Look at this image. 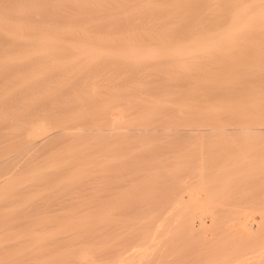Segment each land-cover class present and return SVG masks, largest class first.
I'll list each match as a JSON object with an SVG mask.
<instances>
[{"label": "bare ground", "instance_id": "bare-ground-1", "mask_svg": "<svg viewBox=\"0 0 264 264\" xmlns=\"http://www.w3.org/2000/svg\"><path fill=\"white\" fill-rule=\"evenodd\" d=\"M7 1V0H6ZM10 2H11V0H9ZM13 1V0H12ZM37 0H35V1H33V2H36ZM58 1V0H57ZM60 1V0H59ZM63 1V0H62ZM66 1V0H65ZM64 1V2H65ZM73 1V0H72ZM78 1V0H77ZM77 1L75 0V2L77 3ZM80 1H82V0H80ZM91 1V0H90ZM95 1V0H94ZM102 1V0H101ZM107 1V0H106ZM112 0H110V2H111ZM119 1V0H118ZM158 1V0H157ZM167 1V0H166ZM180 1V0H179ZM185 1V0H184ZM187 1V0H186ZM185 1V2H186ZM256 1V0H255ZM262 0H260V2H261ZM9 2V3H10ZM18 2V1H17ZM49 2V1H48ZM61 2V1H60ZM68 2H70V0H68ZM75 2H74V4H75ZM79 2V1H78ZM85 2H86V0H85ZM97 2H98V0H97ZM100 2V1H99ZM105 2V1H104ZM115 2H116V0H115ZM115 2H114V4H115ZM131 2V1H130ZM135 2V1H134ZM137 2H139V0L137 1ZM152 2H155V1H152ZM158 2H160L161 3V1H158ZM165 2V1H164ZM170 2H173V1H170ZM169 2V3H170ZM192 2V1H191ZM207 1H205V3H206ZM8 3V2H7ZM8 3V4H9ZM46 4H48L47 2H45ZM66 3V2H65ZM64 3V4H65ZM71 3V2H70ZM93 3V2H92ZM91 3V4H92ZM113 3V2H112ZM123 2H121V5L122 6H126V5H128V3H126L125 5H123L122 4ZM141 3H142V1H141ZM140 3V4H141ZM147 3H149V2H147ZM165 3H167V2H165ZM189 3H190V1H189ZM193 3V2H192ZM205 3H203V4H205ZM245 3V2H244ZM262 3V2H261ZM1 4H3V3H1ZM16 4V3H15ZM19 4V3H18ZM44 4V3H43ZM51 4H53V3H51ZM51 4H48V5H51ZM61 4H63V3H61ZM63 4V5H64ZM66 4H69V3H66ZM80 4V3H79ZM87 4V3H86ZM90 4V3H89ZM94 4H97L98 6L100 5L99 3H95L94 2ZM104 3H102V5H103ZM105 4H108L107 2L105 3ZM120 4V3H119ZM131 4V3H130ZM133 4V3H132ZM138 4V3H137ZM150 5L151 4H153V3H149ZM163 4V3H162ZM171 4H173V3H171ZM178 4V3H177ZM248 4V3H247ZM251 5H252V3H250ZM249 4V5H250ZM263 4V3H262ZM21 5V4H20ZM29 5V4H28ZM37 5H39L38 6V8L40 7V4H36V5H34V6H36L35 8H37ZM58 5H60V3L58 4ZM58 5H56V6H58ZM84 5V4H83ZM82 5V6H83ZM93 5V4H92ZM121 5H118V3H117V5L116 6H121ZM139 5V4H138ZM145 5H146V3H145ZM159 5V4H158ZM174 5H176V4H174ZM185 5H188V4H185ZM237 5V4H236ZM261 5V4H260ZM2 6V5H1ZM16 6V5H15ZM14 6V7H15ZM17 6H19V5H17ZM30 6L31 5H29V6H27V8H30ZM33 6V7H34ZM61 6V5H60ZM75 6V5H74ZM81 5H79V7H80ZM104 6V5H103ZM103 6H101V7H103ZM112 6H114V5H112ZM137 6V5H136ZM152 6V5H151ZM154 6V5H153ZM152 6V7H153ZM179 6V5H178ZM189 6H191L190 4H189ZM243 6H245V5H243ZM259 6V5H258ZM10 8H11V6H9ZM13 7V6H12ZM13 7V8H14ZM26 7V6H25ZM25 7H24V9H25ZM49 7H51V6H49ZM49 7H47L48 9H49ZM62 8H63V6H61ZM83 7H85L86 8V6H83ZM94 7H95V5H94ZM94 7H93V9H94ZM107 7H108V5H107ZM107 7H106V9H107ZM119 7H118V9H119ZM131 7V6H130ZM147 7V6H146ZM154 7H157L156 5L154 6ZM159 7V6H158ZM161 7V6H160ZM168 7H169V5H168ZM182 7V6H181ZM239 7V6H238ZM2 8H3V6H2ZM22 8H23V6H22ZM27 8H26V10H27ZM52 9H53V7H51ZM54 8H55V5H54ZM67 8V7H66ZM71 8H72V6H71ZM87 8L89 9V6H87ZM114 8V7H113ZM138 8V7H137ZM137 8H135V9H137ZM140 8V7H139ZM142 8V7H141ZM170 8H173V7H170ZM190 8V7H189ZM245 8H246V10H247V8H249V7H246L245 6ZM245 8H242L243 10L245 9ZM0 9H1V7H0ZM5 9V8H4ZM3 9V10H4ZM15 9V8H14ZM14 9H12L13 11H15V13H16V10L18 11L17 13H22V11H24V9H20V6L16 9V10H14ZM31 9H33L32 7H31ZM31 9H29V10H31ZM57 9V8H56ZM90 9H91V6H90ZM100 9H102V8H100ZM106 9H104V11L106 10ZM125 9H128V7L126 6L125 7ZM132 9H133V7H132ZM132 9H131V11H132ZM150 9V8H149ZM152 10H153V8H151ZM160 9V8H159ZM158 8H157V10H159ZM165 9V8H164ZM175 9V8H174ZM173 9V10H174ZM181 9H183V8H181ZM234 9V8H233ZM232 9V10H233ZM264 9V8H263ZM2 10V11H3ZM7 10V9H6ZM11 10V9H10ZM29 10H27L28 12V14H29ZM35 10V9H34ZM37 10V9H36ZM40 10V9H39ZM38 10V11H39ZM46 10V9H45ZM60 10H62L61 8H60ZM60 10H58V11H60ZM92 10V9H91ZM109 10V9H108ZM123 10H124V8H123ZM134 10V9H133ZM139 10V9H138ZM143 10V9H142ZM144 10H146V8H144ZM155 10V9H154ZM178 10V9H177ZM251 10V9H250ZM254 10V9H253ZM259 10H261V13L259 12H255L254 14H252V12H251V14H250V16H248V14H247V16H243L244 18L245 17H247V18H245V20H243V17H242V19H241V16H242V14L241 15H239L240 17H238V15H237V12L235 13L237 16H235L236 18H233V20L235 19V20H238V21H236L235 22V26H234V23H233V21H232V24H233V27H229L228 28V26H226V28L225 29H227L228 28V30H230V33H229V31L227 30V32L228 33H226V35H225V32L224 33H220V35H221V38L219 37L218 38V36L217 35H219L218 33H217V35H216V33L215 34H213L214 36L216 35V37L215 38H213L212 39V37H211V39H210V37H205L204 39H203V37H202V40H199L198 42L196 41H193V40H189V38H188V40H185V42H183V43H175L174 41H175V39L174 40H171L170 39V41H173V42H169L167 39H169L168 37H166L165 35H164V37L162 36V35H158L157 34V32H156V34L158 35V36H160V37H158L157 36V38H156V34H155V38L157 39V41L155 42V44H157L156 46H148V45H145V44H142L143 42H141L140 44H142V45H139V43H136V42H134V44H133V42L132 43H129L130 41H128V40H132V38L130 39V36L128 37V35L126 36H124V35H122V37H121V39H116L117 41H119L120 42V44H118L117 46V48H115V49H110L111 47H110V45L111 44H108V45H106L105 46V48H103V46H101L102 44H100V43H96L95 44V42H94V44L92 43V44H90L91 42H93V41H91V39H90V43H89V41L87 42V40L86 39H88V38H85V41H83L84 40V38H81V39H83L82 40V43H81V41H79V40H76V42L74 43L73 41H75L74 39L72 40V42L70 43V41L71 40H69V41H67V34L66 35H64V37H62L63 36V34L61 33L62 32V30L60 31V33L62 34H58V32L57 33H55V31H48V27H46V28H43V26H41L42 28L41 29H39V27L37 28V27H35V30H33L32 28H30V25H29V27L27 26V25H25V24H21L22 22H23V20L21 21V23H19V22H14V19L12 20V17H14V16H12V15H15V14H12L9 10H8V12L7 11H3V12H1L0 11V34L2 35V36H4V37H6L9 41H10V43H12L15 47H19V49H17V48H12V49H14V51H12L11 53H7L6 52V55H7V58H6V56H4L3 57V61L5 60V58H6V60L9 62V60H12L14 63H15V61H16V63H17V61H19L20 62V60L21 59H28V57H31L32 56V58H33V56L35 57V59L37 60L38 58H40V56H47V55H49L48 57H46V58H41V59H49V60H46V62L47 61H49V62H44L43 60V63L44 64H46V66H48L49 67V65L51 66V63H52V66L50 67V68H52L51 69V71H50V73L52 72V74H53V71H54V69L55 68H53V64H55V66H59V65H57V64H60V65H62L63 67L66 65V68L67 67H69V68H67V69H64V70H62V66H59V67H61L60 69H59V67H58V69L61 71H64L63 73H65V72H70L72 69H70L71 67L73 68L74 66L76 67V65L77 64H79V62H80V60H78V59H81L82 58V61H84V62H80V64L78 65V67L80 66V65H82V64H85V66H88L86 63H85V61L88 63L89 62V60L92 58V60H93V58L95 59V58H98V59H100V58H107V60L108 59H110L109 61H111V60H114V62L116 61V63H117V61H119L120 63H123V64H130V65H136V64H139V67H137V66H135L136 68H140V66L144 63V62H146L147 64L149 63L148 61H151L152 62V60L154 59L155 61H157L158 60V62L156 63V66L154 67V65H155V63H154V65H153V62H155V61H153L152 62V67H153V69H151V68H149V69H151V70H153L154 71V69L156 68V72H155V75L157 74V76L158 75H162V73H163V70L164 69H162V68H165L166 66V64L164 63V62H162V63H164L165 65H163V66H165V67H163V66H161L162 68H160V67H158L157 68V64L160 66V65H162V64H159V61H161V59L162 60H166L165 62H167L168 63V60H173L174 62H176L175 64H176V66L178 67V65H179V67L176 69V66L175 65H173V66H171L170 64H167L168 66L166 67L168 70H169V72L170 71H173L174 72V70L175 71H177V72H180V73H178L179 75L182 73V74H184V73H188L187 75L186 74H184L183 76L184 77H186V79H185V81H187L188 83L190 82V81H192V80H190V79H187V77H189V76H191L193 73L192 72H194L193 70L194 69H192V68H195L194 67V65H197V64H199V63H197L196 62V60H198L196 57L198 56V55H200L199 56V58H201V57H205L204 55H206L207 53H209V51H211V53H212V48H214L213 49V51H215V49L218 51V49L221 47L222 49H223V47H222V44H221V46L220 47H218V45H220V43H222L223 41V39H225L226 37L225 36H228L229 35V37H230V35H232V34H234L233 32H237L238 33V31L239 30H241L242 31V33H243V30H242V28L244 29L245 27H246V29L248 28V26H251L252 27V24H253V26H256V25H258V24H260L261 22L260 21H264V10L262 11V9H259ZM12 11V12H13ZM41 11V10H40ZM52 11V10H51ZM56 11V10H55ZM55 11H53L54 13H56ZM64 11V10H63ZM66 11V10H65ZM121 11V10H120ZM125 12L124 13H127V17L129 16L128 15V12H129V14L131 13L130 12V10L129 11H127V10H124ZM137 11V10H136ZM178 11H180V10H178ZM241 11V10H240ZM25 12V11H24ZM35 12V11H34ZM33 12V13H34ZM47 12V11H46ZM81 12H83V11H80V14H81ZM113 12H114V10H113ZM118 12V10L116 11V13ZM139 12V11H138ZM144 12V11H143ZM143 12H139V13H143ZM150 12V11H149ZM185 12V11H184ZM189 12V11H188ZM233 12V11H232ZM243 12V11H242ZM254 12V11H253ZM5 13V14H4ZM14 13V12H13ZM17 13H16V15H17ZM26 13V14H27ZM40 13H42V12H40ZM49 13H50V11H49ZM53 13V14H54ZM58 13V12H57ZM62 13V12H61ZM106 13H107V10H106ZM111 13H112V11H111ZM110 13V14H111ZM119 13V12H118ZM135 13V12H134ZM138 13V14H139ZM144 13H146V11L144 12ZM155 13V12H154ZM157 13V12H156ZM159 13V12H158ZM163 13V12H162ZM181 13V12H180ZM195 13V12H194ZM207 13V12H206ZM8 14H11V19H10V15L8 16ZM46 14V13H45ZM48 14V13H47ZM51 14H52V12H51ZM53 14H52V16H53ZM79 14V15H80ZM109 14V13H108ZM120 14V13H119ZM136 14V13H135ZM134 14V15H135ZM151 14V13H150ZM196 14V13H195ZM199 14H201L202 15V13H199ZM240 14V13H239ZM22 15V14H21ZM30 15H33V14H30ZM29 15V16H30ZM56 15V14H55ZM126 15V14H125ZM131 15H133V14H131ZM144 15V14H143ZM143 15H141V16H143ZM146 15V14H145ZM148 15V14H147ZM154 15V14H153ZM157 15V14H156ZM163 16H164V13L162 14ZM177 15H179V14H177ZM188 15V14H187ZM23 16H25V14H23ZM34 16H36L35 14H34ZM50 16V15H49ZM81 16V15H80ZM116 16V15H115ZM114 16V17H115ZM117 16H118V14H117ZM231 16V15H230ZM17 17V16H16ZM16 17H14L15 19H16ZM48 17V16H47ZM74 17V16H73ZM109 17H110V15H109ZM133 17V16H132ZM132 17H130L129 16V18H132ZM134 17H136V15L134 16ZM168 17H169V15H168ZM183 17H184V15H183ZM201 17V16H200ZM33 18V17H32ZM35 18H37V17H35ZM34 18V19H35ZM42 18V17H41ZM41 18H38V19H41ZM52 19L53 17H49L48 19ZM74 18H76V17H74ZM73 18V19H74ZM87 18V17H86ZM92 18V17H91ZM94 18V17H93ZM106 18V17H105ZM118 17H116V19H117ZM122 18V17H121ZM188 18V17H187ZM230 18H232V16L231 17H229V19ZM238 18V19H237ZM27 19V18H26ZM45 19V18H44ZM47 19V20H48ZM70 19H72V18H70ZM69 19V20H70ZM80 19H81V17H80ZM89 19V18H88ZM95 19V18H94ZM104 19V18H103ZM109 19V18H108ZM113 19V18H112ZM111 19V20H112ZM115 19V18H114ZM116 19H115V23L114 24H118V23H116ZM123 19V18H122ZM128 19V18H127ZM127 19H125V20H127ZM161 19V18H160ZM164 19H165V17H164ZM190 19V18H189ZM37 20V19H36ZM54 20H55V17H54ZM78 20V19H77ZM82 20V19H81ZM106 20V19H105ZM131 20V19H130ZM171 20H173V19H171ZM170 20V21H171ZM180 20V19H179ZM182 20V19H181ZM234 20V21H235ZM260 20V21H259ZM18 21V20H17ZM26 21V20H25ZM46 21V20H45ZM53 21V20H52ZM71 21V20H70ZM79 21V20H78ZM99 21V20H98ZM107 21V20H106ZM106 21H103V22H106ZM109 21V20H108ZM114 20H112V22H113ZM117 21H119V20H117ZM159 21V20H158ZM185 21V20H184ZM188 21V20H187ZM259 21V22H258ZM43 22H44V20H43ZM48 22V21H47ZM74 22V21H73ZM73 22H71V23H73ZM76 22V21H75ZM95 22H96V19H95ZM101 22V21H100ZM127 22V21H126ZM200 22V21H199ZM24 23V22H23ZM30 23H31V21H30ZM70 23V24H71ZM89 23V22H88ZM128 23V22H127ZM156 23H159V22H156ZM165 23V22H164ZM189 23V22H188ZM258 23V24H257ZM46 24V23H45ZM48 24V23H47ZM60 24V23H59ZM69 24V25H70ZM94 24V23H93ZM98 24V26H99V23H97ZM101 24V23H100ZM108 24V23H107ZM113 24V23H112ZM111 24V25H112ZM124 24H125V22H124ZM160 24V23H159ZM162 24V23H161ZM255 24V25H254ZM40 26V25H42L41 23H40V25L39 24H36V26ZM73 25V24H72ZM75 25V24H74ZM95 25H96V23H95ZM111 25H108V27L110 26L111 27ZM121 25V23H119V26ZM165 25V24H164ZM171 25H175L174 23L173 24H171ZM261 25V24H260ZM53 26V29L52 30H55L57 27H55L54 28V25H51V27ZM58 26V25H57ZM90 26V25H89ZM88 26V27H89ZM122 26H123V24H122ZM121 26V27H122ZM153 26H154V24H153ZM169 26V25H168ZM230 26H232L231 24H230ZM263 26V25H262ZM75 27V26H74ZM92 27H93V25H92ZM91 27V28H92ZM100 27V26H99ZM101 27H103V26H101ZM115 27V26H114ZM117 27V26H116ZM126 27V26H125ZM251 27H249L250 29H251ZM261 27V26H260ZM73 28V27H72ZM86 28H87V25H86ZM105 28V27H104ZM112 28H113V25H112ZM124 28V27H123ZM156 28H158L157 27V25H156ZM174 28V27H173ZM258 28H259V26H258ZM258 28H256L257 30H258ZM264 28V27H263ZM38 29V30H37ZM45 29V30H44ZM83 29V28H82ZM98 29V28H97ZM100 29V28H99ZM109 29V28H108ZM111 29V28H110ZM117 29V28H116ZM152 29H153V27H152ZM223 29V28H222ZM261 29V28H260ZM57 30V29H56ZM65 30V29H64ZM68 30V29H67ZM71 30V29H70ZM81 30V29H80ZM85 30V29H84ZM113 30V29H112ZM121 30V29H120ZM127 30V29H126ZM249 30V29H248ZM75 31H76V29L74 30V34H75ZM83 31V30H82ZM90 31H91V29H90ZM114 31V30H113ZM116 31V30H115ZM117 31H119V30H117ZM123 31H125V29H123ZM122 31V32H123ZM128 31V30H127ZM154 31V30H153ZM159 31V30H158ZM169 31V30H168ZM175 31V30H174ZM203 31V30H202ZM201 31V32H202ZM220 31H221V29H220ZM224 31V30H223ZM241 31H239V34H240V32ZM80 32V31H79ZM85 32V31H84ZM97 32H100V31H97ZM111 32V31H110ZM133 32V31H132ZM134 32H141L142 33V31H135L134 30ZM152 32V31H151ZM164 32V31H163ZM170 32V31H169ZM168 32V33H169ZM185 32V31H184ZM182 33V34H185V33ZM188 32V31H187ZM191 32H192V30H191ZM206 32V31H205ZM222 32V31H221ZM244 32H246V30L244 31ZM73 33V32H72ZM81 33V32H80ZM89 33H91V32H89ZM95 33H96V31H95ZM119 33V32H118ZM117 33V34H118ZM131 33V32H130ZM155 33V32H154ZM164 33H166V32H164ZM189 33V32H188ZM195 33V32H194ZM203 33H204V31H203ZM202 33V34H203ZM145 34H146V31H145ZM143 35V36H146V35ZM148 34H149V31H148ZM161 34H163V33H161ZM196 34V33H195ZM223 34V35H222ZM85 36L87 35V34H84ZM92 35V34H91ZM97 35V34H96ZM101 35H103V34H101ZM137 35V34H136ZM139 35V34H138ZM138 35H137V37H138ZM152 35H153V33H152ZM176 35V34H175ZM191 35H193V34H191ZM200 35V34H199ZM205 35V34H204ZM207 35V34H206ZM210 35V34H209ZM212 35V36H213ZM219 35V36H220ZM65 36H66V39H65ZM72 36H73V34H72ZM75 36L77 37L78 36V34L76 35L75 34ZM75 36H74V38H75ZM81 36V35H80ZM83 36V35H82ZM88 36V35H87ZM93 36H95V35H93ZM100 36V35H99ZM106 36V35H105ZM108 36V35H107ZM111 36V35H110ZM114 36V35H113ZM121 36V35H120ZM120 36H119V38H120ZM132 36V35H131ZM134 36V35H133ZM141 36V35H140ZM143 36H141V37H143ZM170 36V35H169ZM213 36V37H214ZM237 36V35H236ZM69 37H70V34H69ZM84 37V36H83ZM112 37V36H111ZM118 37V36H117ZM116 37V38H117ZM136 37V38H137ZM153 37V36H152ZM163 37V38H162ZM186 37V36H185ZM192 37V36H191ZM196 37V36H195ZM201 37V36H200ZM200 37H198V38H200ZM240 37V36H239ZM72 37H70V38H68V39H71ZM93 38V37H92ZM106 38V37H105ZM105 38H104V40H105ZM148 38H150V37H148ZM167 38V39H166ZM208 38V39H207ZM232 37H230V39H231ZM235 38V37H234ZM4 39V38H3ZM65 39V40H64ZM111 39V38H110ZM158 39H159V41H160V43H161V40H162V42L164 41V40H167L168 41V44H164V43H166V41H164V43H162V44H164V45H160L159 46V44L157 43L158 42ZM161 39V40H160ZM164 39V40H163ZM210 39V40H209ZM216 39H218V40H216ZM228 39V38H227ZM226 39V40H227ZM93 40L95 41V39L93 38ZM99 40H100V38H99ZM103 40V39H102ZM138 41L137 42H140L139 41V39H137ZM141 40H143V39H141ZM145 40V39H144ZM196 40H198V39H196ZM231 40H233V39H231ZM78 41V42H77ZM132 41H134V40H132ZM136 41V40H135ZM187 41V42H186ZM222 41V42H221ZM225 41V40H224ZM83 42H86L85 44L83 43ZM97 42V41H96ZM101 42H103V41H101ZM116 42V41H115ZM150 42V41H149ZM151 42H153V40H151ZM220 42V43H219ZM227 42V41H226ZM225 42V43H226ZM229 42V41H228ZM233 42V41H232ZM235 42V41H234ZM77 43H79V44H77ZM89 43V44H88ZM105 42H103V44H104ZM114 43V42H113ZM224 43V42H223ZM137 44V45H136ZM147 44V43H146ZM149 44V43H148ZM153 44V43H152ZM96 45H99V46H101V47H98V46H96ZM105 45V44H104ZM225 44H223V46H224ZM234 45V44H233ZM109 46V47H108ZM113 46H115L116 47V45L115 44H113ZM217 46V47H216ZM231 45H229V47H230ZM5 48V47H4ZM107 48V49H106ZM228 48V47H227ZM211 49V50H210ZM226 49V48H225ZM10 50V49H9ZM64 50H66V51H68V53L66 52V51H64ZM220 50V49H219ZM224 50V49H223ZM63 51L66 53V55H68V54H71L70 56H73L75 59H77V60H75V59H73V57H70V56H68V57H70V58H68L69 60V63H74V66L72 65V64H69L70 66H68V62L66 61L67 59L65 58V60L64 59H62V62H63V64H65L64 62H66V64L65 65H63L62 64V62L60 61L61 60V58H60V60L59 61H54L53 62V58H54V56L55 55H57V54H62V55H65V53L63 54ZM221 51V50H220ZM219 51V52H220ZM70 52V53H69ZM204 52H207L206 54L204 53ZM226 52V51H225ZM5 53V52H4ZM199 53V54H198ZM202 53H203V56H202ZM215 53H218V52H216L215 51ZM1 54V53H0ZM55 54V55H54ZM198 54V55H197ZM2 55V54H1ZM53 56V58H52V56ZM195 55H197L196 57H195ZM209 55V54H208ZM211 55V54H210ZM218 55V54H217ZM37 56H39L38 58H37ZM58 56V55H57ZM220 56H221V54H220ZM1 57V56H0ZM56 57V56H55ZM59 57H61V56H59ZM50 58H52V62L50 61ZM84 58V59H83ZM86 58H90L89 60L87 59L86 60ZM196 60H195V59ZM206 58H208V57H206ZM30 59V58H29ZM34 59V58H33ZM41 59H38V61L39 60H41ZM73 59V60H72ZM70 60H72V61H70ZM74 60H75V62H74ZM106 60V59H105ZM104 60V61H105ZM193 60H194V62H193ZM200 60V59H199ZM198 60V61H199ZM203 60V59H202ZM201 60V61H202ZM11 61V62H12ZM24 61V60H23ZM32 61V60H31ZM77 61V62H76ZM94 61V60H93ZM96 61V60H95ZM94 61V62H95ZM101 61H103V60H101ZM205 61V60H204ZM4 62H6V61H4ZM7 62V64H9ZM10 62V63H11ZM26 62V61H25ZM40 62V64L41 65H43L44 66V64L41 62V61H39ZM39 62H37V63H35V64H37V66L38 67H42L41 68V70L42 69H44L45 67H43V66H41L40 64H38ZM51 62V63H50ZM58 62V63H57ZM60 62V63H59ZM92 62V61H91ZM106 62V61H105ZM104 62V63H105ZM150 62V63H151ZM196 62V63H195ZM21 63V62H20ZM49 63V64H48ZM75 63H77V64H75ZM99 63H101V62H99ZM103 63V62H102ZM103 63V64H104ZM111 63H113V62H111ZM110 63V64H111ZM116 63H115V65L114 66H116ZM170 63V62H169ZM195 63V64H194ZM5 64V63H4ZM4 64H2V65H4ZM23 64L25 65V63L23 62ZM23 64H20V65H22V67H24V65ZM94 64H96V63H94ZM106 64V63H105ZM114 64V63H113ZM141 64V65H140ZM147 64H146V66H147ZM200 64H202L201 62H200ZM200 64H199V66H200ZM15 65H17V64H15ZM19 65V66H20ZM30 65H31V63H30ZM34 65V64H33ZM130 65L128 66V67H130ZM151 65H150V67H151ZM205 65H207L206 63H205ZM204 65V66H205ZM10 66V65H9ZM28 66H29V64H28ZM84 66V65H83ZM92 66V65H91ZM90 66V67H91ZM94 66V65H93ZM100 66H101V64H100ZM117 66H118V64H117ZM120 66V65H119ZM127 66V65H126ZM170 66H171V69H173V70H171L170 69ZM174 66H175V68H174ZM13 67V66H12ZM38 67H35V69H36V71L38 70V72H39V74H40V69L38 68ZM48 67H46V69H47V72H46V69L45 70H43L42 72L44 73V75L43 74H40V76H39V74L35 71V69L33 68V66H32V68L31 69H29V72H31V73H33L32 75H31V78L30 79H32V77H34L35 76V72H36V78H37V76H39V78L40 79H42L44 76H46V74H47V76L49 77L50 75H48V74H50V73H48ZM109 67H110V65H109ZM113 66H111L110 68H112ZM125 67V66H124ZM142 67H143V65H142ZM196 67H198V66H196ZM201 67V66H200ZM2 68V67H1ZM14 68V67H13ZM17 68V67H16ZM26 68H28L27 66H26ZM38 68V69H37ZM65 68V67H64ZM77 68V67H76ZM75 68V69H76ZM115 68V67H114ZM117 68H122L121 66L120 67H117ZM148 68V67H147ZM202 68V67H201ZM12 69V68H11ZM10 69V70H11ZM34 69V70H33ZM57 69V68H56ZM55 69V70H56ZM83 69V68H82ZM123 69V68H122ZM121 69V70H122ZM144 69V68H143ZM157 69L158 70H161V71H159V72H161V73H159L158 74V71H157ZM190 69H192V70H190ZM4 70H6V68L4 69ZM13 70V69H12ZM21 70H22V68H21ZM67 70V71H66ZM73 70H74V68H73ZM189 70V71H188ZM197 70H198V68H197ZM2 71V70H1ZM8 71V70H7ZM34 71V72H33ZM58 71V70H57ZM82 71V70H81ZM119 71V70H118ZM123 71V70H122ZM127 71V70H126ZM166 71V70H165ZM199 71H200V69H199ZM203 71V70H202ZM12 72V71H11ZM25 72V71H24ZM41 72V73H42ZM55 73H57L56 71H54ZM67 72V73H68ZM124 72V71H123ZM167 73H169L168 71H166ZM170 72L169 73V75L170 76H168L166 73H164L163 74V77L165 78L166 76L167 77H170V79L171 78H173L174 76L173 75H175V76H177L178 74L176 73V72ZM184 72V73H183ZM189 72H191V73H189ZM195 72H196V68H195ZM4 73V72H3ZM13 73V72H12ZM26 73V72H25ZM25 73H22V72H20V75L21 74H25ZM46 73V74H45ZM62 72H60V74H61ZM62 73V76H64V74ZM67 73H65V75L67 74ZM73 73V71L72 72H70V74H72ZM119 73V72H118ZM176 73V74H175ZM0 74H2V73H0ZM10 74V73H9ZM14 74V73H13ZM30 74V73H29ZM57 74H59V71H58V73ZM69 74V76H68V74L65 76V78L67 79H69L70 78V75ZM127 74V73H126ZM196 74H199V73H196ZM42 75H43V77H42ZM55 75V74H54ZM113 75H116L115 73L113 74ZM123 75V74H122ZM161 75H160V77H161ZM11 76H13V75H11ZM46 76V77H47ZM53 76V75H52ZM59 76H61V75H59ZM62 76H61V81L62 82H58V83H61V86H63V87H65V85H63L64 84V82H67V81H65V78L63 77V79H62ZM110 76H112L111 74H110ZM125 76L126 75H124V78H125ZM195 75H193V77H194ZM196 76H198L199 77V75H196ZM15 77V76H14ZM14 77H13V79H14ZM42 77V78H41ZM47 77V78H48ZM118 77H119V75H118ZM166 77V78H167ZM9 78H10V76H9ZM38 78V79H39ZM46 78V79H47ZM50 78H51V76H50ZM57 78V77H56ZM113 78V77H112ZM121 78V77H120ZM179 78V77H178ZM190 78V77H189ZM205 78V77H204ZM22 79V78H21ZM25 79V78H24ZM23 79V80H24ZM28 79V78H27ZM37 79V80H38ZM39 79V80H40ZM60 79V77L59 78H57L56 79V81H54V80H52V82H57V80H59ZM169 79V78H168ZM167 79V80H168ZM192 79H195V78H192ZM200 79H201V77H200ZM203 79V78H202ZM7 80H9V79H7ZM11 80V79H10ZM33 80V79H32ZM43 81H45V79L43 78L42 79ZM49 80H51V79H49L48 78V81H47V84H49ZM120 80V79H119ZM118 80V81H119ZM189 80V81H188ZM204 80V79H203ZM206 80V79H205ZM5 81V80H4ZM60 81V80H59ZM70 81V80H69ZM109 81V80H108ZM121 81V80H120ZM209 81V80H208ZM9 82V81H8ZM19 82H20V80H19ZM40 82H41V80H40ZM72 82L74 83V81L72 80ZM197 82H199V81H197ZM205 82V81H204ZM11 83V82H10ZM14 83V82H13ZM22 83V81L20 82V84ZM28 82H26L25 81V84H27ZM33 83V82H32ZM34 83H35V81H34ZM36 83H38V81H36ZM45 82H43V85H45L44 84ZM51 83V82H50ZM58 83H56V86H57V84ZM63 83V84H62ZM67 83H69V82H67ZM109 83V82H108ZM116 83V82H115ZM128 83V82H127ZM138 83H140V82H138ZM193 83H195V81L193 82ZM24 84V85H25ZM30 84V83H29ZM40 84V86H42V84L41 83H39ZM75 84V83H74ZM97 84V83H96ZM112 85H113V83H111ZM133 84H137V83H133ZM133 84H132V87H133ZM143 84V83H142ZM196 84V83H195ZM200 84H201V81H200ZM203 84V86L205 85V83H202ZM206 84H207V82H206ZM3 86H4V84H2ZM2 85H1V87H2ZM9 85V84H8ZM15 85V84H14ZM28 85V84H27ZM55 85V83L53 84H50L49 86L50 87H52V86H54ZM73 85V84H72ZM88 85H90L89 83H88ZM92 85V84H91ZM109 85V84H108ZM145 85V84H144ZM185 85H188V84H185ZM11 86V85H10ZM29 86V85H28ZM46 86V85H45ZM48 86V85H47ZM48 86V87H49ZM56 86H54V87H56ZM60 86V87H61ZM70 86V85H69ZM75 86H76V84H75ZM95 85H93V88L91 89L90 88V90H92L95 94H96V92H97V90H96V86L94 87ZM139 86V85H138ZM141 86V85H140ZM194 86H197V85H194ZM199 86V85H198ZM6 87V86H5ZM20 87V86H19ZM25 87V86H24ZM23 87V88H24ZM42 87H44V86H42ZM49 87V89L50 90H48V89H46L48 92L49 91H51V90H53V91H51L50 93H52L51 95H53V93L55 92H57L58 91V89L60 88L59 86H57L56 87V90L55 89H51ZM72 87V86H71ZM74 87V86H73ZM87 87H89V86H87ZM114 87H116V86H114ZM117 87H118V84H117ZM129 87V86H128ZM143 87V86H142ZM190 87V86H189ZM201 87V86H200ZM13 88V87H12ZM17 88V87H16ZM29 88H31V87H29ZM41 88V87H40ZM46 88V87H45ZM45 88H41L42 90H45ZM58 88V89H57ZM70 88V87H69ZM68 88V89H69ZM85 88V87H84ZM126 88V87H125ZM136 88V87H135ZM139 88V87H138ZM203 88V87H202ZM1 89V88H0ZM3 90H4V87L2 88ZM61 89H62V87H61ZM60 89V91H63V90H61ZM95 89V90H94ZM99 89V88H98ZM115 89V88H114ZM134 89V88H133ZM137 89V88H136ZM141 89V88H140ZM198 89V88H197ZM201 89V88H200ZM9 90H11V89H9ZM40 90V89H39ZM41 90V91H42ZM42 91L43 93H44V95H46L47 94V96H49V94H48V92L47 91ZM80 90V89H79ZM78 90V91H79ZM81 90H83V89H81ZM81 90L79 91V92H74V95L76 94V95H78L80 92H81ZM116 90V89H115ZM115 90H112V91H114L115 92ZM143 90H146V89H143ZM191 90V89H190ZM195 90V89H194ZM203 90V89H202ZM206 90V89H205ZM204 90V91H205ZM11 91H13V90H11ZM11 91L9 92V93H11ZM20 91V90H19ZM84 92H85V90H83ZM121 91V90H120ZM126 90L124 89V92H125ZM5 92V91H4ZM33 92V91H32ZM47 92V93H46ZM88 92H89V90H88ZM122 92V91H121ZM120 92V93H121ZM128 92V91H127ZM139 92V91H138ZM188 92V91H187ZM186 92V93H187ZM195 92V91H194ZM31 93V92H30ZM34 93H35V91H34ZM82 93V92H81ZM90 93H91V91H90ZM118 93H119V90H118ZM126 93V92H125ZM170 93V92H169ZM175 93V92H174ZM178 93V92H177ZM191 93H193L192 91H191ZM206 93V92H205ZM32 94V93H31ZM93 93H91L90 94V96L92 95ZM95 94H93V95H95ZM136 94H137V92H136ZM142 94V93H141ZM165 94H168V93H165ZM165 94H163L164 96V99H165ZM194 94V93H193ZM196 94V93H195ZM194 94V95H195ZM198 94H199V91H198ZM8 95V94H7ZM6 95V96H7ZM12 95H14V92H13V94ZM33 95V94H32ZM32 95H30V96H32ZM37 96H38V94H36ZM41 96H42V94H40ZM39 95V96H40ZM50 95V96H51ZM72 95H73V93H72ZM73 95V97H75L76 98V95L74 96ZM83 95V94H82ZM81 95V96H82ZM115 95H116V93H115ZM120 95V94H119ZM127 95V94H126ZM132 95H135V94H132ZM169 96H170V94H168ZM167 95V96H168ZM173 95H175V94H173ZM194 95H193V97H194ZM201 95V94H200ZM199 95V96H200ZM34 96V95H33ZM32 96V97H33ZM36 96V97H37ZM49 96V97H50ZM79 96V95H78ZM77 96V97H78ZM84 96H86V94L84 95ZM83 96V97H84ZM97 96V95H96ZM100 96V95H99ZM111 96H113V95H111ZM128 96V95H127ZM143 96V94L141 95V97H140V95H139V98L138 99H140V102H139V100L136 102L134 99H133V104H132V108H134V105L136 104L137 106H138V108H142V105L144 106L142 109H141V113L139 112V114L138 115H136V113H135V115L136 116H134L133 115V112L137 109V110H140V109H138V108H136V105H135V109L134 110H132V112H129L128 110H129V108H130V111H131V105H129L130 104V102H129V100L130 99H128V101L126 100L127 98H123V99H120V97H119V99L121 100H119L118 98V102H120V103H118L117 101H115V99H114V101L117 103H115V104H113L114 103V101H113V103H112V101H110L109 102V105H106V103H108V102H104L105 103V105H103L102 106V109H101V107H100V109L102 110H100V115H102L101 117H100V120H98V122H97V126H99V128H100V125L102 126V124H104L103 122H104V120H106V116L105 115H107L108 114V116H109V122H110V124L108 125L107 123H106V121L108 120V117H107V120L105 121V123H106V125L104 124L103 125V127H105V126H107V128H105V129H103L102 127H101V131H99L100 129L99 128H97V126H96V124L94 125V124H91V125H94V126H96L95 127V129H96V131L95 130H93V131H95L94 133H95V136H97V140H98V138H99V132H101V134H102V136H103V138H101V139H103V140H105L104 138H108L109 139V143L110 144H108V141H107V147H106V149L104 148V150H105V152H102V153H106V156L104 157L103 156V158H102V155H100V157L98 158V157H96V160H93V159H95V158H93V155H91V160H88V159H84V160H88V161H86V162H84V160H78V162L80 161V162H84V163H82L81 165H79L78 164V166L79 167H76L75 166V164H77V163H75L74 165H71L70 167H71V170L73 169L72 168V166L74 167H76L75 169H77L76 171V173H75V169L72 171V172H74L75 174H73V173H70V174H72L71 176H76V175H80V177H81V175L83 176V173L85 172V171H90V169H92L93 168V166L94 165H97L98 166V168L100 167V169L102 168L103 170H104V168L106 167V166H109L110 165V167L109 168H113V167H125L127 164H128V166H129V164L130 163H128V158H129V156H131V154L133 155V152L135 153V154H142V153H144V152H147V151H149V150H152V148H156V146H158L157 145V142L156 141H147V139H146V135H149L150 134V132H149V134H148V128H146L145 129V127H147L148 126V122L150 121V120H147V122L145 123V124H139V121H141L142 120V122L144 121V120H146V119H154L153 120V123L155 122V118H156V114H159L160 112H161V114H159V118L161 117H163L162 115V109H165V108H168L167 106H169V108H170V106L171 105H169V104H167L166 103V100H165V102L162 100V99H160V100H158V98H159V96H158V98H156V97H154V100H153V96L152 97H149V96H147L146 95V97L148 98H145L144 96V98L142 97ZM151 96V95H150ZM186 96V95H185ZM188 96V98H189V100H190V97H189V94L187 95ZM186 96V97H187ZM202 96V95H201ZM200 96V97H201ZM258 96V95H257ZM22 97H24V96H22ZM26 97L27 96H25V100H26ZM36 97H35V99H36ZM72 97V96H71ZM88 97H89V95H88ZM88 97H86V98H88ZM93 97V96H92ZM117 97H118V95H117ZM136 97V96H135ZM134 97V98H135ZM192 97V98H193ZM197 97V96H196ZM259 98H261V96H258ZM2 98V97H1ZM3 98H4V96H3ZM29 98V97H28ZM41 98V97H40ZM58 98V97H57ZM85 98V97H84ZM109 97H107V99H108ZM132 98H133V96H132ZM137 98V97H136ZM142 98H143V100H142ZM152 98V99H151ZM167 98V97H166ZM170 98V97H169ZM168 98V99H169ZM181 98V97H180ZM207 98V97H206ZM13 99H14V97H13ZM23 99V98H22ZM32 99H34V98H32ZM34 99V100H35ZM50 99V98H49ZM51 99H53V98H51ZM73 99V98H72ZM81 99H82V97H81ZM113 99V98H112ZM144 99H146V100H144ZM168 99H167V101H168ZM177 99V98H176ZM176 99H174V102L173 101H171V99H170V101H171V103H173V105H175V102H176ZM186 99V98H185ZM204 99V98H203ZM3 100V99H2ZM19 100V99H18ZM39 100V99H38ZM54 100V99H53ZM59 100V99H58ZM58 100L56 101V99H55V101L56 102H58ZM74 100V99H73ZM77 100H79V97H78V99ZM142 100V101H141ZM188 100V101H189ZM194 100H195V98H194ZM200 100H202V99H200ZM258 100V99H257ZM264 100V99H263ZM1 101V100H0ZM17 101V100H16ZM20 101H21V99H20ZM24 101V100H23ZM27 101V100H26ZM31 101V100H30ZM29 101V99H28V102H30ZM39 101H42L41 99L39 100ZM50 101H52V100H50ZM109 101V100H108ZM123 101V102H122ZM184 101V100H183ZM186 101V100H185ZM191 101V100H190ZM198 101V100H197ZM205 101V100H204ZM207 101V100H206ZM253 101H255V96H254V100ZM8 102H9V100H8ZM36 102V101H35ZM128 102H129V104H128ZM132 102V101H131ZM136 102V103H135ZM138 102H139V104H138ZM141 102H143L142 104H140ZM169 102V101H168ZM192 102V101H191ZM196 102V101H195ZM219 102V101H218ZM248 102H249V100H248ZM13 103V102H12ZM21 103V102H20ZM185 103H187V102H185ZM190 103V102H189ZM205 103V102H204ZM210 103V102H209ZM208 103V104H209ZM243 103V102H242ZM247 103V102H246ZM251 103V102H250ZM249 103V104H250ZM254 103V102H253ZM255 103H256V101H255ZM254 103V104H255ZM1 104V103H0ZM14 104V103H13ZM25 105H27L26 103H24ZM52 104H54V102L52 101ZM111 104V105H110ZM113 104V105H112ZM167 104V106H165ZM182 104V99H181V103H179V105L180 106H182L181 105ZM193 104H195L194 102H193ZM193 104H192V106H193ZM196 104H198V103H196ZM218 104V103H217ZM220 104V103H219ZM218 104V105H219ZM249 104H247V105H249ZM21 105V104H20ZM19 105V106H20ZM31 105H33L32 103H31ZM128 105H129V108H128ZM184 106L186 105V104H183ZM187 105H189V106H187ZM185 107L184 106H182V107H180V108H176V107H174V108H176V109H174L173 110V113H179V114H185L184 112H186V114L188 115V117L187 116H185V115H179V116H177V120L179 121V119L180 118H183V120H180L179 122L181 123V125H182V123H184L185 122V125L183 124L182 126L180 125H178L179 127H176L175 125V127H173V126H171V127H173V128H171V129H169L170 131L171 130H174V131H176V132H179V131H184V132H186L188 135H185L187 138H189V140L187 139V141L185 140L184 141V139H183V141H184V143H180V145H176V142L175 141H173V140H171V142H175V145H176V147H175V149L173 150V148H171V150H173V154H170L169 156H165L163 159L162 158H159V160H158V163L156 164H154V163H150V164H154V166H155V168H152V170H151V168L149 169V170H151V171H149L148 170V172H147V174L146 175H144L143 174V176H144V178L142 177V175H141V178L140 177H136V178H134L135 180H133L134 182H131L132 184H129V186H128V191H129V193H128V196H129V198H130V192H132L134 189H136V190H134V191H137L139 188H140V191H142L141 193L139 192H137V194L140 196V194H144V195H142V197H137V198H139V200H142L143 199V201H146V208H143L144 209V211L143 212H141V214L142 215H144V217L142 218V217H140L141 219H138V220H136V218H134L136 221H138L137 222V224H136V221L133 219V221H135L134 223H135V226H133V224L132 225H130V226H133L132 228L126 223V222H123L125 219L123 218V216H121L119 219L121 220V218H123L124 220L122 221L123 223H125L124 224V228L122 227V228H118V230H119V232L117 231V233L116 234H114L111 238L109 237V236H107V240L105 239L104 240V242H106L107 244V246H108V248H109V246H112V248L114 249V253H115V255L112 257V255L110 256V259H108V257L109 256H107V259H102L103 261H99V259H98V261H97V256H94L93 254H94V252H98L100 249H102V252H103V250H106V249H103V248H105L104 246H106V245H102V247L103 248H97L96 247V245L98 246L99 244L98 243H96V244H94L95 245V247L97 248H94V247H92L91 248V246L90 245H92V244H88L87 246H88V248L86 247V249L85 250H83L82 248H84L85 246H86V244L80 249V251H79V253H77V256H76V254L74 255L73 253H72V255L73 256H76L75 257V261H76V263H78V264H264V138L262 137V135H264V125H260V124H264L263 122H264V116H263V120H261L260 119V121H262V123H259V121L257 122V121H255V120H253L252 121V123L250 122V124H248V123H246V121L248 120V119H250V116L252 115V114H250V112L248 113V111H247V113L248 114H250V116H249V118H248V116L247 117H245V120L243 121L242 119H240L241 121H243L244 123H242V124H239V123H241V121L239 122L238 121V124H231L230 125V123H229V125H226V123L228 124V122H229V120H226L228 117H225L226 119V123H224L225 122V120H223V119H221V121H219L220 119V117L219 118H216V117H218L219 116V114H217L218 116H216L215 117V119H218L217 120V122L216 121H213V116H212V114L214 115V113L213 112H215L213 109H212V107H211V109L212 110H210V111H208V113H206V115L207 114H209V112H211V116H212V120L210 121V119L209 118H205V116L204 117H200L202 120H203V118H205L206 119V121H202V122H199L196 118H195V120H197L196 121V123L194 122L195 120H194V118H192V121L193 122H191V118L190 119H188L189 118V115H190V117H191V114H190V112L191 111H188V107L189 108H191L192 106L190 105V104H187ZM220 105H222V104H220ZM233 105V104H232ZM259 105V104H258ZM257 105V106H258ZM13 106V105H12ZM21 106H23V104L21 105ZM107 106H109V107H111V110H110V108H108ZM140 106V107H139ZM191 106V107H190ZM210 106H211V104H210ZM226 106V109H223L224 108V106L222 107L221 106V108L223 109V110H226V113H227V110H229V112L228 113H230V111H231V107H227V105H225ZM229 106H230V104H229ZM237 106H239L238 104H237ZM245 106V105H244ZM244 106H242V107H244ZM250 106V105H249ZM253 106V105H252ZM1 107V106H0ZM4 107V106H3ZM8 108H9V106H7ZM104 107H106L105 109H104ZM171 107H173V106H171ZM196 107V106H195ZM202 107V106H201ZM205 107V106H204ZM214 107H216V106H214ZM219 107V106H218ZM234 107H236V106H232V110L233 109H236V108H234ZM240 107V106H239ZM238 107V108H239ZM247 107V106H246ZM261 107L262 108H264L263 107V105H261ZM11 108V107H10ZM17 108H19V107H17ZM199 108V107H198ZM237 108V109H238ZM241 108V107H240ZM248 108V107H247ZM12 109V108H11ZM196 109V108H195ZM219 109H220V107H219ZM222 109H221V111H222ZM242 109V108H241ZM13 110H15V109H13ZM20 110V109H19ZM30 110V109H29ZM103 110L104 111H106L107 112V110H109L110 112H108V113H106V112H104L105 114H102L103 113ZM137 110L135 111V112H137ZM166 110V109H165ZM169 110H171V108L170 109H168V111ZM190 110V109H189ZM205 110H208V109H206L205 108ZM216 110V109H215ZM243 110V109H242ZM246 110H248V109H245V111ZM250 110V109H249ZM252 110V109H251ZM256 110V109H255ZM255 110H253V112L255 111ZM46 111H48V112H46ZM177 111V112H176ZM192 111H193V108H192ZM201 111V110H200ZM203 111V115H205V113H204V109L202 110ZM201 111V112H202ZM213 111V112H212ZM218 111V110H217ZM239 111H240V109H239ZM244 111V112H245ZM258 111H260V109L258 110ZM257 111V112H258ZM14 112H16V111H14ZM13 111L11 112V113H14ZM34 112V114H35V111H33ZM37 112H39V109H38V111H36V115L38 114ZM43 112V114H47L45 117H48V115H50L49 114V110H45V111H42ZM42 112H40L41 114H42ZM45 112V113H44ZM55 112V111H54ZM102 112V113H101ZM130 114H132V115H129V113ZM196 112H198V111H195V113ZM207 112V111H206ZM236 112V111H235ZM263 112V111H262ZM8 113V112H7ZM29 113V112H28ZM40 113L38 114V116L37 117H35L34 115H30V119L29 120H34V119H40V117L42 116V115H40ZM83 113V112H82ZM170 113V112H169ZM216 113H218V112H216ZM215 113V114H216ZM232 113V115H235L233 112H231ZM237 113V112H236ZM246 113V112H245ZM244 113V114H245ZM246 113V114H247ZM3 114V113H2ZM1 114V115H2ZM5 114V113H4ZM9 114V113H8ZM56 113H52V115H55ZM85 114H86V112H85ZM84 114V115H85ZM90 114H91V112H90ZM94 114H96L97 116H98V114L97 113H94ZM198 115L199 114H202V113H197ZM221 115H223L224 114V112H223V114L222 113H220ZM238 115L240 114V113H237ZM236 114V115H237ZM14 114H12V116H13ZM39 115H40V117H39ZM89 115V114H88ZM161 115V116H160ZM194 115V114H193ZM235 115V116H236ZM237 115V116H238ZM263 115V114H262ZM3 116V115H2ZM17 116V115H16ZM73 116V115H72ZM81 116H82V114H81ZM80 116V117H81ZM91 116V115H90ZM92 116H93V114H92ZM96 116V117H97ZM103 116L105 117V119H103ZM152 116H155V118L153 117L152 118ZM171 116H174V115H171ZM176 116H174V117H176ZM208 116V115H207ZM226 116V115H225ZM229 116V115H228ZM237 116H236V118H237ZM242 116V115H241ZM240 116V117H241ZM6 117V116H5ZM13 117H15V116H13ZM32 117H35L34 119H32ZM39 117V118H38ZM43 118H44V116H42ZM41 117V118H42ZM55 117V116H54ZM70 118H72L71 116H69ZM75 117H76V114H75ZM83 117V116H82ZM98 117V118H99ZM158 117V116H157ZM167 117H169V116H167ZM167 117H165V118H167ZM195 117V116H194ZM197 117V116H196ZM198 117V118H199ZM222 117V116H221ZM224 117V116H223ZM222 117V118H223ZM230 117V116H229ZM231 117H233V116H231ZM253 117L255 118H257V116H255V114L253 115ZM251 118V120L252 119H254V118ZM8 118V117H7ZM51 118H53V117H51ZM51 118H47V121L48 120H50ZM56 118V117H55ZM79 118V117H78ZM86 118V117H85ZM102 118V119H101ZM159 118H157L158 119V121L160 120ZM188 120H187V119ZM234 118V117H233ZM235 118V119H236ZM242 118H243V116H242ZM246 118H248L247 120H246ZM3 119V118H2ZM26 119H28V118H26ZM65 119V118H64ZM62 120L61 121V124L59 123V125H60V127H65V125L63 124L64 122H67L68 120H69V118L67 119V121H65V120ZM168 119V118H167ZM169 122H171V119H175V118H170L169 117ZM175 119V122L176 123H178V121ZM201 119H199V120H201ZM230 119V118H229ZM238 119V118H237ZM6 120V119H5ZM5 120H2V121H4L5 122ZM8 120V119H7ZM11 120H12V118H11ZM18 120V119H17ZM16 120V121H17ZM22 120V119H21ZM29 120H26V122L27 121H29ZM44 119H42V120H39V121H36V122H28L27 124H25V125H28L29 123V125H28V127L27 126H25L26 128H25V131H26V134H24L25 135V137L24 138H28L26 141H27V145L29 144V146H31V149H33L35 146H38V145H41L42 147H43V145H42V143H46V145H48V142H51L50 140H59V138H61L62 137V135H63V137L65 136L66 137V139H67V136H68V134H70L69 135V139H71V137L73 136V134L71 135V133H69L70 131H74V130H72V128L74 129L75 128V123H80V121L79 122H76V121H72L71 120V122L70 121H68V123H69V127L71 126V128H69L70 130H67L68 131V133H67V135H66V130L65 129H67V127L66 128H64V130H65V132H63V128H57L56 126H57V124H56V126H55V128L54 127H52L53 125H55V124H53L52 123V126H51V123H50V125L49 124H45L46 123V118H45V120L43 121ZM81 120V119H80ZM103 120V121H102ZM161 120H163V119H161ZM165 120V119H164ZM163 120V121H164ZM185 120V121H184ZM190 120V121H189ZM64 121V122H63ZM186 121H187V123H186ZM190 122V124H189V126L187 125L189 122ZM222 121H223V123H222ZM228 121V122H227ZM248 121H250V120H248ZM8 122V121H7ZM10 122V121H9ZM8 122V123H9ZM49 122H51V120L50 121H48L47 123H49ZM56 122L58 123L59 121L58 120H56ZM63 122V123H62ZM75 122V123H74ZM83 122H84V120H83ZM87 122V121H86ZM102 122V124H100ZM142 122H140V123H142ZM145 122V121H144ZM157 122V121H156ZM156 122H155V124H156ZM220 122V123H219ZM253 122H255V123H253ZM18 123V122H17ZM21 123H23V125H24V122L22 121H20V125H19V123L17 124V129H15L13 126V131L15 130H17V132H15V135H16V139H15V141L18 143V141H17V139H19V140H21V139H23V140H25L24 138H23V135H21V136H19L18 135V137L19 138H17V134L16 133H18L19 134V132H25V131H23L22 129V127H24V126H22L21 125ZM74 126H72L71 124ZM153 123H151L150 125V127H152V125H153ZM194 123V124H193ZM13 124V123H12ZM14 124H16V123H14ZM154 124V125H155ZM166 124V123H165ZM168 124H170V123H168ZM171 124H173V123H171ZM3 125V124H2ZM46 125H48V126H50L49 128H48V126H46ZM59 125H58V127H59ZM64 125V126H63ZM81 125H82V121H81V124L79 125V127L80 128H82L81 127ZM84 125V127L83 128H85V129H83V132H82V129L80 130V128L78 129V130H76V128H75V131L74 132H76L77 133V135H80V136H83V135H85L84 133H87V131H86V128H87V126H89V125H86V124H83ZM91 125H90V128H94V126H92L91 127ZM140 125H143V126H140ZM154 125H153V127H154ZM158 125H160V124H158ZM158 125H155V126H157L158 128L160 127V126H158ZM7 126V125H6ZM10 126V125H9ZM16 126V125H15ZM22 126V127H21ZM86 126V127H85ZM166 126V125H165ZM168 126V125H167ZM166 126V127H167ZM170 126V125H169ZM8 127V126H7ZM6 127V128H7ZM77 127V126H76ZM149 127V126H148ZM152 127V128H153ZM1 129V130H7V129ZM20 128V129H19ZM50 129V128H53V129H51V131L50 130H48V129ZM155 128V127H154ZM157 128V130H159V132H160V128L158 129ZM165 128V127H164ZM164 128H162V130H164V131H161V133L162 132H168V133H166V134H170L169 132L170 131H168L167 129V131H165V129ZM9 129V128H8ZM88 129V128H87ZM145 129V130H144ZM156 129V128H155ZM19 130H21V131H19ZM89 130V129H88ZM92 129H90V131H91ZM97 130L99 131L98 133H97V135H96V132H97ZM147 130V131H146ZM149 130H151L152 132H154L151 128L149 129ZM157 130H155V133H156V131ZM4 131V132H5ZM12 131V130H11ZM19 131V132H18ZM78 131H79V133L80 134H78ZM85 131V132H84ZM90 131H88V132H90ZM92 131V132H93ZM174 131H171V132H174ZM230 131H233V133L234 132H237V134L239 133L240 134V138H238V139H236L235 140V138H234V140H228V139H230V138H228V134L229 133H231ZM8 132H9V130H8ZM73 132V133H74ZM151 132V133H152ZM12 133V132H11ZM22 133H20V134H22ZM65 133V134H64ZM76 133H74V134H76ZM175 133V132H174ZM173 133V134H174ZM185 133V134H186ZM3 134H6V133H3ZM2 134V135H3ZM60 134V137L59 136H57L56 137V135H59ZM83 134V135H82ZM89 134V133H88ZM101 134H100V136H101ZM153 134V133H152ZM183 134V133H182ZM236 134V135H237ZM7 135V134H6ZM10 135H12V134H10ZM53 135V136H52ZM54 135H55V137L57 138V139H55V137H54ZM92 135V134H91ZM90 135V136H91ZM151 135V134H150ZM232 135V134H231ZM235 135V136H236ZM8 136V135H7ZM95 136H94V138H95ZM114 136H116V138H118L119 136L121 137L120 139H116V141H114ZM167 137H168V135H166ZM170 136H172V135H170ZM169 136V137H170ZM230 136V135H229ZM234 136V137H235ZM238 136V135H237ZM22 137V138H21ZM52 137H54V138H52ZM76 137V138H75ZM87 135L85 136V138H84V140H86L87 138ZM114 138V139H112L113 141H110V138ZM144 137H145V139L146 140H144ZM175 137H177V136H175ZM48 138H49V140H48ZM78 137L77 136H75L74 135V137L71 139V141H73V139H77ZM94 138L92 139V140H94ZM232 138V137H231ZM3 139V138H2ZM1 138H0V140H2ZM10 139H11V137H10ZM47 139V140H46ZM65 139V138H64ZM96 139V138H95ZM167 139V138H166ZM14 140V139H13ZM61 140H63V139H61ZM88 140H90V138L88 139ZM87 140V141H88ZM148 140H150V139H148ZM153 140H155V139H153ZM176 140V139H175ZM10 141V140H9ZM8 141V142H9ZM15 141H13L14 143H15V145H12V146H15V147H12V151H11V148H10V151H8L10 154L13 152V150H18V149H20L21 147H23V146H25V141H23V145H22V143L20 142V143H18V145H17V143L15 142ZM22 141V140H21ZM47 141V142H46ZM68 141H70V140H68ZM70 141V142H71ZM74 141H76V140H74ZM128 141H130L131 143L130 144H128ZM162 141H163V139H162ZM162 141H160L159 143H161ZM165 142H167V140H164ZM180 141V140H179ZM182 141V142H183ZM56 142V141H55ZM55 142H52L51 143V145H54V143ZM60 142V141H59ZM69 142V143H70ZM78 142H79V140L77 141V145H76V143H75V145H74V142H72L73 143V146H69V143L66 141L65 143H68V147L69 148H67V149H65L64 148V150H63V152H68L70 155H69V158L67 157V158H61V160H58L59 159V157H58V159L57 160H55L51 165H50V162H49V166H48V164H46L48 167H45L44 169L43 168H40V169H38L37 168V166L36 167H34V165H32V167H34L33 169L34 170H32V172H31V170H30V175H26V177L28 178H26V177H24L23 175L25 174L24 172V174L21 172V170H19L20 168H23V166L22 165H20L21 167H19L18 165L20 164H18L16 167H14L15 166V164L14 163H11V165L14 167V169H13V167H10L11 165L9 164V165H2V164H8V163H10V162H8L7 161V159L8 160H12V157L15 155V153L13 152L12 154H13V156L11 155V156H8L7 157V155H6V153H8L7 151L5 152V153H3L2 154V156H4V155H6V156H4V158H0L1 160H0V167L2 168V166H3V168L4 169H6V170H2L0 173H2L3 175L1 176V178H0V205H2V204H4L3 203V201L6 199V197H8V198H12V197H14L15 196V194H17V193H19V192H21L22 191V193L21 194H19V195H22L23 194V191H25L27 188H28V185H29V187L31 186V184H32V182L33 183H35L34 181H32L31 179H33V178H37V180L39 181V177H41V176H43V174H44V172H46L47 174H49L50 172H52L53 170H55L54 172H58V170H62V169H59L60 168V163H62V165H61V167H64V168H66L64 165H67V163L69 164L70 162H71V159H74L75 158V160H77L76 159V156H77V152L79 153L80 151L81 152H83V149L84 148H82V147H85V146H79L78 145ZM80 142H81V138H80ZM79 142V143H80ZM85 142V141H84ZM95 142V145L96 144H98V141H97V143H96V141H94ZM94 142H93V145H94ZM178 142V141H177ZM10 143H11V141H10ZM45 143H44V146L46 147V148H48V146H46L45 145ZM82 143V142H81ZM90 143V142H89ZM100 143V142H99ZM101 143H103V144H105L106 143V140H105V142H101ZM20 146V145H22V146H20V147H17V146ZM169 145V144H168ZM173 145H174V143H173ZM11 146V145H10ZM29 146L27 147V146H25V147H27V148H29ZM33 146V147H32ZM55 146V145H54ZM57 146V145H56ZM65 146V145H64ZM86 146H87V143H86ZM99 146V145H98ZM163 146V145H162ZM170 146V145H169ZM6 147V146H5ZM17 147V148H16ZM51 147V146H50ZM89 147V146H88ZM88 147H87V149H88ZM93 147V146H92ZM94 147H96V146H94ZM160 147V146H159ZM165 147H167V145H165ZM171 147V146H170ZM170 147L169 148H166L167 150L169 149V152L171 151L170 150ZM2 148H4L3 146H2ZM14 148V149H13ZM27 148H25V149H27ZM37 148V147H36ZM40 148V147H39ZM39 148L37 149V151L39 150ZM59 148V147H58ZM102 148H103V146H102ZM129 148H130V152L128 153V150H129ZM8 149H9V147H8ZM24 149V153L26 154V153H28V151H29V149L27 150V152H25L26 150ZM30 149V151H32ZM63 149V148H62ZM86 149V148H85ZM85 149H84V153H82L83 154V156L84 157H86L87 155H84L85 153L87 154V152L85 151ZM23 150V149H22ZM22 150L19 152L18 151V153H17V151H16V153L18 154L17 155V158H18V156L19 155H21V157L22 156H24L23 154L24 153H22ZM35 150V149H34ZM32 151L30 154H32V155H30V156H33L34 155V161H35V158H36V161L35 162H39V159L41 158V157H39V154L41 153V155H42V152L40 151L39 153H37L36 151ZM52 150V149H51ZM89 150V149H88ZM87 150V151H88ZM48 151H49V153H50V150H47V152H45V153H48ZM56 151V150H55ZM58 151V150H57ZM56 151V152H57ZM93 151V150H92ZM163 151V150H162ZM35 152V154H33ZM60 152V151H59ZM21 153V154H20ZM55 153V152H54ZM53 153V151L50 153V155H53L54 154ZM90 152L88 151V154H89ZM97 153H99L98 151H97ZM151 154H152V151L150 152ZM9 154V155H10ZM38 154V155H37ZM56 154V153H55ZM74 154H76L75 155V157H71V159H70V156L71 155H74ZM81 154V153H80ZM81 154V155H82ZM128 154H130V155H128ZM27 156L29 155V154H26ZM40 155V156H41ZM43 155H44V153H43ZM47 155H49V154H46L45 155V158H44V156L42 157V160H45L47 163H48V161H49V159L48 160H46V156ZM49 155V156H50ZM80 155V156H81ZM96 155H98V154H96ZM98 155V156H99ZM157 155V154H156ZM161 155H162V153H161ZM35 156H37V157H35ZM48 156V157H49ZM61 156H62V154H61ZM141 156V155H140ZM1 157V156H0ZM5 157H7V158H5ZM10 157V158H9ZM16 157V155L13 157V159ZM39 157V159L37 160V158ZM55 157V156H54ZM53 157V158H54ZM65 157V156H64ZM79 157V156H78ZM82 157V156H81ZM139 157V156H138ZM151 157V156H150ZM20 158V157H19ZM30 157H28V159H29ZM32 158V157H31ZM52 158V159H53ZM80 158V157H79ZM83 158V157H82ZM89 159H90V157H88ZM98 158V159H97ZM131 158H132V156H131ZM51 159V160H52ZM15 160H16V158H15ZM18 160V159H17ZM22 160V159H21ZM24 160V159H23ZM22 160V161H23ZM31 160V159H30ZM41 160V159H40ZM70 160V161H69ZM3 161H7L6 163H3ZM14 160H12L11 162H13ZM18 161H20V160H18ZM21 161V162H22ZM25 161V160H24ZM23 161V162H24ZM26 161H27V158H26ZM135 161V160H134ZM145 161V160H144ZM143 161V163L145 164V165H148L149 163L147 162H144ZM150 161V160H149ZM153 161V160H152ZM22 162V163H23ZM32 162V161H31ZM35 162H33V163H35ZM36 163V164H39V163ZM46 162H43V164L42 165H44ZM77 162V161H76ZM155 162H157V160H155ZM2 163V164H1ZM29 163H30V161H29ZM41 163V162H40ZM63 163H65V164H63ZM73 163V162H72ZM132 163V162H131ZM25 164V163H24ZM23 164V165H24ZM57 164H59L58 166H59V168H58V170L56 171V168H57ZM71 164V163H70ZM136 164V163H135ZM150 164H149V166H150ZM26 165H27V162H26ZM41 165V166H42ZM4 166H6V167H4ZM10 167V168H8V170L10 169V170H12L13 169V171H10V172H5V171H7V167ZM139 166H141V165H139ZM38 167H40V165L38 166ZM144 167H146V166H144ZM1 168H0V170H1ZM31 168V167H30ZM64 168H63V170H64ZM140 168V167H139ZM142 168H143V166H142ZM27 169V168H26ZM106 169V168H105ZM147 169V168H146ZM23 170V169H22ZM25 170V169H24ZM50 170H52V171H50ZM71 170H70V172H71ZM95 170V169H94ZM96 170H97V168H96ZM135 170V169H134ZM138 170V169H137ZM140 170V169H139ZM49 173H48V172ZM66 173H67V171H69L68 169H66V170H64ZM98 171V170H97ZM102 171V170H101ZM112 171V170H111ZM110 171V173H112ZM116 171V170H115ZM128 171V170H127ZM143 171V170H142ZM18 172H20V173H18ZM53 172V173H54ZM63 172V171H62ZM93 172V171H92ZM96 172V171H95ZM94 172V173H95ZM134 172V171H133ZM139 172V171H138ZM5 173V174H4ZM26 173H27V171H26ZM52 173V174H53ZM64 173V172H63ZM66 173H64V176L66 177L68 174H69V172H68V174L66 175ZM81 173V174H80ZM90 174V172H87V173H85V174ZM108 175L110 174L109 173V170H108ZM122 173V172H121ZM142 173V172H141ZM144 173V172H143ZM22 174V175H21ZM47 174H46V177H49V176H47ZM59 174H60V171H59ZM70 174H69V177H70ZM102 174V173H101ZM117 174V173H116ZM125 174H126V172H125ZM135 174H136V172H135ZM137 174H140V173H137ZM136 174V175H137ZM50 175V174H49ZM62 175V174H61ZM61 175H60V177H61ZM78 175V176H79ZM91 175V174H90ZM100 175V174H99ZM107 175V174H106ZM107 175V176H108ZM111 175V174H110ZM123 174H121V176H122ZM129 175H131V174H129ZM128 175V176H129ZM63 176V177H64ZM87 176V175H86ZM94 176V175H93ZM124 177H126L125 175H123ZM127 176V177H128ZM132 176V175H131ZM140 176V175H139ZM164 176H166V178L167 179H164ZM169 176V177H168ZM71 178V181L69 182V178L67 179V180H65L64 179V181L62 180V181H59L58 180V182L59 183H56L55 184V182H57L56 180L59 178H57L55 181H54V183H53V181H52V185H51V187H49V188H47L46 186V188L44 187V189H46V190H44V192H47L48 193V191L49 190H51L52 189V191L54 190H59V186L61 187H63V185H66V184H69V183H71V182H73V180L75 179L76 180V178H79V177H76V178ZM103 177V176H102ZM109 177V176H108ZM115 177H116V175H115ZM118 177V176H117ZM26 178V179H25ZM31 178V179H30ZM43 178H44V176H43ZM81 178H83V177H81ZM91 178H92V176H91ZM103 178H105V177H103ZM121 178V177H120ZM129 178H130V176H129ZM140 178V180L139 181H141V179L143 178V180L142 181H145L146 180V182H145V187L143 186V188L142 187H140L142 184H140V182H138V179ZM73 179V180H72ZM89 179V178H88ZM99 179H101L102 180V178H99ZM110 179H113V178H110ZM123 179V178H122ZM137 179V180H136ZM42 179H40V181H41ZM74 180V181H75ZM79 180H81V179H79ZM84 180V179H83ZM115 180V179H114ZM130 180V179H129ZM132 180V179H131ZM163 180H167V181H170V182H168V183H171V184H169L168 185V183H166L167 184V189L169 188V190H168V193H169V195H165L164 194V192L162 191V189H163V187L161 188L160 187V184L158 185V186H156L155 184H153V182H160V181H163ZM30 181V182H29ZM32 181V182H31ZM37 181V182H38ZM92 181V180H91ZM91 181H89V182H91ZM97 181V180H96ZM95 181V182H96ZM105 181V180H104ZM123 180H121L120 179V182H122ZM44 182V181H43ZM49 182V181H48ZM79 182H82V181H79ZM113 182V181H112ZM119 182V181H118ZM117 182V183H118ZM135 182L137 183H139V187H138V184H136V185H134L135 184ZM51 183V182H50ZM86 183H88V182H86ZM97 183V182H96ZM108 182H106V184H107ZM114 183H115V181H114ZM134 183V184H133ZM143 183V185H144V182H142ZM28 184V185H27ZM85 184V183H84ZM113 184V183H112ZM122 184H123V182H122ZM152 184V185H151ZM95 185V184H94ZM102 185V184H101ZM162 185V184H161ZM171 185V186H170ZM25 186H27V188L25 189ZM35 186H36V184H35ZM38 186V185H37ZM89 186V185H88ZM97 186V185H96ZM104 186V185H103ZM109 186H110V184H109ZM113 187H115L114 185H112ZM169 186V187H168ZM24 187V188H23ZM62 187H61V189H62ZM84 187V186H83ZM86 187V186H85ZM90 187V186H89ZM94 187V186H93ZM98 187H100V184L98 185ZM117 187V186H116ZM32 188V187H31ZM34 188V187H33ZM38 188V187H37ZM53 188H57V189H53ZM75 188V187H74ZM80 188H81V186H80ZM91 188H92V186H91ZM70 189V188H69ZM87 189V188H86ZM99 189V188H98ZM103 189V188H102ZM106 189H109V187L107 186V188ZM118 189V188H117ZM116 189V190H117ZM121 189H123V188H121ZM35 190V189H34ZM40 190V189H39ZM43 190V189H42ZM57 190V191H58ZM63 190V189H62ZM66 190V189H65ZM79 190V189H78ZM84 190V189H83ZM87 190H89V189H87ZM94 190V189H93ZM110 190V189H109ZM114 190V189H113ZM51 191V192H52ZM53 191V192H54ZM56 191V192H57ZM91 191V190H90ZM89 191V193H91ZM108 191V190H107ZM139 191V190H138ZM161 191L163 192V195H162V193H161ZM167 191V190H166ZM30 192V191H29ZM28 192V193H29ZM36 192V191H35ZM34 192V194H32L31 193V195H28L27 196V194H23L24 195V197L22 198V201H21V203H22V205L24 206V205H27V207L29 206H32L33 205V203L36 201L37 202V200L39 199L40 200V197H44L43 195L45 194L43 191L41 192L40 191V193L38 192H36L35 193ZM50 192V191H49ZM50 192V193H51ZM75 191H73V193H74ZM77 192V191H76ZM80 192V191H79ZM82 192H84V191H82ZM85 192H87L86 190H85ZM112 192H114V191H112ZM121 192V191H120ZM47 193H46V195H47ZM61 193V192H60ZM69 193V192H68ZM101 193H103L102 191L99 193V194H101ZM107 193V192H106ZM118 193V192H117ZM124 193H126L127 194V189L125 190V192ZM123 193V191H122V196L124 197H126V195ZM49 194V193H48ZM85 194V193H84ZM92 194V193H91ZM95 194V193H94ZM109 194H111V193H109ZM113 194V193H112ZM116 194V193H115ZM118 194H120V193H118ZM160 194L162 195V196H160ZM22 195V196H23ZM50 195V194H49ZM66 195V194H65ZM70 195V194H69ZM68 195V196H69ZM72 195V194H71ZM87 195H88V193H87ZM117 195V194H116ZM135 195H136V193H135ZM165 195V196H164ZM17 197H18V194L16 195ZM56 196V195H55ZM59 196V195H58ZM81 196H82V194H81ZM85 196V195H84ZM92 196V195H91ZM94 197H96L95 195H93ZM107 196V195H106ZM121 196V197H122ZM128 196L126 197V198H128ZM160 196V197H159ZM20 197V196H19ZM18 197V198H19ZM49 197V196H48ZM52 197V196H51ZM63 197V196H62ZM66 197V196H65ZM72 197V196H71ZM71 197H69V198H71ZM78 197V196H77ZM94 197H92V198H94ZM108 197V196H107ZM120 197V195L118 196V198H116V200L117 199H121V198H119ZM122 197V198H123ZM124 197V198H125ZM68 198V199H69ZM91 198V199H92ZM123 198V199H124ZM125 198V199H126ZM129 198H128V201H130L129 200ZM131 198H132V193H131ZM130 198V199H131ZM141 198V199H140ZM4 199V200H3ZM15 199H16V197H15ZM45 199V198H44ZM63 199V198H62ZM76 199V198H75ZM74 199V200H75ZM88 199V198H87ZM98 199V198H97ZM1 200H3V201H1ZM10 200L11 199H9V203H11L10 202ZM18 201H20L21 199H17ZM49 200V199H48ZM52 200H54V199H52ZM51 200V201H52ZM56 200V199H55ZM89 201H90V199H88ZM93 200H95V198L94 199H92V201ZM104 200V199H103ZM105 200H106V198H105ZM107 200H109V198L107 199ZM114 200H115V197H114ZM127 200V199H126ZM132 200V199H131ZM59 201V200H58ZM61 201V200H60ZM65 201V200H64ZM71 201H73V200H71ZM96 201V200H95ZM100 201H102L101 199L99 200V202ZM120 201H122V200H120ZM128 201H123L124 203H123V205H121L120 207H119V205L122 203V202H120V204L118 203V206H114V208H111V206H110V209L109 208H107L106 209V211L104 210H102V213L100 214V216H98L97 215V217L96 218H98L97 220L95 219H93L92 217H94V216H89V219H86V218H88L87 217V215H86V217H85V219L84 220H81V218L80 217H77V216H79V215H77L78 214V212L76 213V215L77 216H75L74 218H76V219H79V220H77L78 222L81 220V223L79 222V224L77 225L78 227L80 226L81 227V229H83V227H85V222H87V224L89 225V224H92V225H94L93 227H96L95 226V224L97 223L98 225H99V223H100V225L103 223V221H105L106 222V224L107 223H109L111 220H112V218L114 219V217H111L112 215H114L115 214V211H117V210H120L121 209V207H122V209L124 210V208H126L127 207V204H129V203H127V204H125V202H128ZM1 202H2V204H1ZM5 203H8V200L7 201H4ZM35 202V203H36ZM48 202V201H47ZM46 202V203H47ZM91 202V201H90ZM97 202V201H96ZM107 202V201H106ZM116 202H118V201H116ZM131 202V201H130ZM133 202V201H132ZM139 202H141V201H139ZM16 203V202H15ZM38 204L40 203L41 204V202H37ZM64 203H66V202H64ZM68 203V202H67ZM76 203V202H75ZM74 203V204H75ZM77 203H78V201H77ZM98 203V202H97ZM102 203V202H101ZM137 203H138V201H137ZM141 203V205H143ZM13 205H14V203H12ZM45 204V203H44ZM96 203L94 202V205H95ZM103 204V203H102ZM107 204H109V203H107ZM111 204H112V202H111ZM115 204V203H114ZM113 204V205H114ZM136 204V203H135ZM134 204V205H135ZM138 204H140V203H138ZM9 205V204H8ZM7 205V206H8ZM20 205V203L19 202H17L16 203V207H22L23 208V206L21 205V206H19ZM34 205H36V204H34ZM53 205V204H52ZM60 205V204H59ZM67 205V204H66ZM69 205H70V203H69ZM79 205V204H78ZM125 205H126V207H125ZM141 205H139V206H141ZM4 206H5V204H4ZM44 206V205H43ZM62 206H63V204H62ZM71 206V205H70ZM82 206V205H81ZM93 206V205H92ZM92 206H88V207H90V208H92ZM98 206V205H97ZM99 206H101L100 205V203H99ZM129 206H132V203L131 204H129ZM12 206H10V208H11ZM16 207H14V208H6V207H0V219L1 218H3L4 216H9V215H13V214H19L18 213V211H19V209L18 208H16ZM25 207V206H24ZM32 207H34V206H32ZM31 207V208H32ZM37 207V206H36ZM36 207L34 208V209H36ZM57 207V206H56ZM117 207V208H116ZM124 207V208H123ZM133 207V206H132ZM136 207H137V205H136ZM136 207H133L134 209H132L131 208V212H132V215H133V213H135V212H133V211H135L136 210ZM142 207H144V206H142ZM141 207V208H142ZM22 208H21V210H22ZM38 208V207H37ZM42 208V207H41ZM53 208V207H52ZM86 208H87V206H86ZM90 208H88V209H90ZM94 208V207H93ZM90 209V210H92V212L91 213H95V211L93 212V210H95V209ZM34 209H32V210H34ZM66 209H67V207H66ZM69 209V208H68ZM76 209V208H75ZM78 209V208H77ZM80 209V208H79ZM104 209V208H103ZM116 209V210H115ZM130 209V208H129ZM39 210H40V208H39ZM73 210V209H72ZM71 210V211H72ZM82 210V209H81ZM81 210H79V212H81ZM98 210V209H97ZM115 210V211H114ZM133 210V211H132ZM137 210H138V208H137ZM140 210V209H139ZM138 210V211H139ZM27 211V210H26ZM48 211V210H47ZM54 211V210H53ZM63 211V210H62ZM65 211V210H64ZM69 211V210H68ZM82 211H84V210H82ZM121 211V210H120ZM127 211V213L128 212H130V210H125V212ZM21 212V211H20ZM23 212V211H22ZM25 212V211H24ZM38 212V211H37ZM45 212V211H44ZM43 212V213H44ZM58 212V211H57ZM61 212V211H60ZM59 212V213H60ZM85 212H86V210H85ZM88 212V211H87ZM98 212V211H97ZM96 212V213H97ZM124 212V213H125ZM32 212H30V214H31ZM35 213H36V211H35ZM42 213V212H41ZM42 213V214H43ZM56 213V212H55ZM70 214H71V212H69ZM73 213V212H72ZM100 213V212H99ZM139 212H137V214H138ZM144 213V214H143ZM48 214V213H47ZM62 214V213H61ZM65 214H67V213H65ZM90 214V213H89ZM88 214V215H89ZM130 214V213H129ZM22 215H24V213L22 214ZM29 215V214H28ZM40 215V214H39ZM68 215V214H67ZM66 215V216H67ZM72 215V214H71ZM74 215V214H73ZM84 215V214H83ZM95 215V214H94ZM118 215H119V213H118ZM117 215V216H118ZM131 215V216H132ZM17 216V215H16ZM32 216V215H31ZM36 216V215H35ZM46 216H48V215H46ZM53 216H55V214L53 215ZM96 216V215H95ZM128 216L129 215H127V219H128ZM135 217H137L138 218V216L139 215H134ZM13 217V216H12ZM15 217V216H14ZM23 217V216H22ZM28 217V216H27ZM56 217V216H55ZM61 217V216H60ZM82 218H83V216H81ZM111 217V220L109 219V221L107 222V220H105V219H108V218H110ZM33 218V217H32ZM49 218V217H48ZM48 218H45L44 217V220L42 219V220H40L39 221V218L38 219H36V221L38 220V225L39 224H41V226H42V223L43 222H45V220H47ZM51 218V217H50ZM57 218H59V217H57ZM64 218V217H63ZM68 218V217H67ZM70 218V217H69ZM73 217H71V219H67V220H65L66 222L65 223H63V225H61L62 223L60 222V226H61V228L62 229H60L61 230V232H62V230L64 231V229L65 230H67V232L70 230V231H72V229H71V227L69 228V225H72V224H75V223H78V222H74V221H72V220H74V219H72ZM92 218V219H91ZM130 218V217H129ZM4 219V218H3ZM14 219V218H13ZM53 219H55V218H53ZM75 219V220H76ZM131 220H132V218H130ZM21 220H23V219H21ZM63 220V221H64ZM69 220V221H68ZM95 221V222H93V223H95V224H93L92 223V221ZM114 220H116V215H115V219ZM20 221V220H19ZM51 221H52V219H51ZM88 221H89V223H88ZM91 221V222H90ZM126 221V220H125ZM129 221V220H128ZM133 221H129L130 223H132ZM17 222V221H16ZM34 222V221H33ZM104 222V223H105ZM111 222H113V220L111 221ZM110 222V223H111ZM117 222V221H116ZM30 223V222H29ZM49 223V222H48ZM48 223H47V225H48ZM110 223H109V225H110ZM123 223H121V225H120V227L121 226H123L122 224ZM129 223V224H130ZM12 224V223H11ZM44 224V223H43ZM50 224V223H49ZM56 224V223H55ZM114 224V223H113ZM25 225V224H24ZM37 225V222H34V225H33V223H32V225L30 226L34 231H31L29 228V230L27 229L26 231H24V229L21 231V232H18V233H16L15 235L16 236H14V238L13 237H11L13 240H8V239H6V237H8V236H6V237H4V236H2V239H0V251H2V250H4L3 252H1V253H3V254H5V250H6V248L5 247H7V246H10V248H12V250H13V252L11 251V249H10V251H8L9 249H7V254H9V256H8V261H6V258H7V254H6V258L4 257H2L3 258V261H1V256H2V254L0 253V264H9V263H11L12 264V262H16L15 264H17V262H18V264L20 263L21 264V262H23V264H24V262H27V261H25V260H23V259H26L27 257H28V255H27V257L25 258V254H23V252H22V254H15V252H14V249H15V247L18 245H16L15 246V243H20L22 240H25V241H23V242H28V241H30V243H28V245L27 244H25V243H23L24 245H26L27 247H25V249H23V250H26V248H28L27 250H29V252H30V250H31V248L29 249V244H31L32 243V239L34 240L33 241V247L35 246L36 248H40V250L42 249V245H44V244H46L47 246H48V240L51 238V236L54 234V231H56V229L54 230V231H52V233H50L49 232V230L47 231V229L49 228H47L46 227V229H45V227L44 226H42V227H39ZM45 225H46V223H45ZM46 225V226H47ZM117 225H118V223H117ZM10 226V225H9ZM14 226H15V224H14ZM20 226V225H19ZM23 225H21V227H22ZM52 226V225H51ZM90 226V225H89ZM88 226V227H89ZM103 226V225H102ZM107 226V225H106ZM114 226V225H113ZM116 226V225H115ZM128 226H129V228H128ZM28 226L26 225V228H27ZM53 227V226H52ZM59 227V226H58ZM86 227H87V225H86ZM85 227V228H86ZM87 227V228H88ZM93 227H92V229L91 230H93ZM99 227V226H98ZM104 227H105V225H104ZM109 228H110V226H108ZM107 227V228H108ZM112 227V226H111ZM116 227H118V226H116ZM116 227H114V228H116ZM4 228H5V225H4ZM25 228V229H26ZM60 228V227H59ZM58 228V229H59ZM74 228H76L77 229V227H74ZM91 228V227H90ZM22 229V228H21ZM45 231H44V230ZM57 229V230H58ZM97 229V228H96ZM95 229V230H96ZM103 229V228H102ZM1 230V229H0ZM7 230V229H6ZM19 230V229H18ZM39 230V231H38ZM43 230L45 233H41V231ZM89 230V229H88ZM104 230V229H103ZM106 230V229H105ZM112 230V229H111ZM111 230H108L107 231V233H105V231H103V233H105L106 235L108 234V232L110 233V231ZM77 231V230H76ZM1 232V231H0ZM3 232V231H2ZM38 232H40L39 234H38ZM48 232V233H47ZM56 232H58V231H56ZM60 232V231H59ZM77 232H79V231H77ZM76 232V233H77ZM84 232V231H83ZM86 232L88 233V231L86 230ZM86 232H84L85 234H86ZM93 232H96V231H92V233ZM101 232V231H100ZM99 232V233H100ZM115 232V231H114ZM113 232V233H114ZM13 233V232H12ZM64 233V232H63ZM62 233V234H63ZM73 233V232H72ZM75 233V232H74ZM73 233V234H74ZM90 233H91V231H90ZM91 233V234H92ZM1 234H3V233H1ZM10 234V233H9ZM19 234V235H18ZM34 234L36 235V236H34ZM59 233H57V235H58ZM69 234V233H68ZM68 234L66 235L67 237H68ZM79 234V233H78ZM96 234H98V232L96 233ZM4 235V234H3ZM82 235L84 236V238H85V235L82 233ZM88 235H89V233H88ZM10 236H12V234L10 235ZM10 236L8 237L9 239H11L10 238ZM54 236V235H53ZM60 237H61V235H59ZM82 236V237H83ZM100 236H102V235H100ZM55 237V236H54ZM57 237V236H56ZM67 237H66V239H67ZM80 237V234H79V236H78V238ZM93 237V236H92ZM108 237H109V239H108ZM1 238V237H0ZM31 238V239H30ZM64 238V237H63ZM70 238V237H69ZM88 238H90V237H88ZM100 237H98V239H99ZM103 238H104V236H103ZM30 239V240H29ZM58 239V241H59V239H60V241L62 240L61 238H57ZM86 239V238H85ZM92 239V238H91ZM70 240H72V239H70ZM75 240V239H74ZM76 240H77V238H76ZM82 240V239H81ZM93 240V239H92ZM50 241V240H49ZM53 240H51L50 242H52ZM67 241V240H66ZM89 241V240H88ZM98 241V240H97ZM100 241V240H99ZM102 241V240H101ZM101 241H100V243H101ZM69 242H71V241H69ZM68 242V243H69ZM84 242H85V240H84ZM89 242H91V240L89 241ZM103 242V241H102ZM103 242V244H105ZM38 244L39 246H37L36 244ZM64 243H65V241H64ZM72 243V242H71ZM86 243H88V242H86ZM92 243V242H91ZM122 243H124L125 244V246L124 247H122L121 245H122ZM22 244V245H23ZM50 244V243H49ZM53 244V243H52ZM51 244V245H52ZM55 244H56V239H55ZM11 245H13L14 246V249H13V246L11 247ZM32 245V244H31ZM67 245V244H66ZM69 245H71V244H69ZM75 245H77L76 244V242H75ZM80 245V244H79ZM121 247H120V246ZM41 246V247H40ZM47 246H45V247H47ZM54 246V245H53ZM65 246V245H64ZM82 245H80V247H81ZM89 246H90V248H89ZM93 246V245H92ZM100 246V245H99ZM21 246L19 245V248H20ZM24 246H22V248H23ZM31 247V246H30ZM32 247V248H33ZM34 247V250L36 249ZM52 247V246H51ZM60 247V246H59ZM68 247V246H67ZM72 248H73V246H71ZM76 248L78 247V246H75ZM9 248V247H8ZM18 248V249H19ZM22 248H20V251H22L21 249ZM52 248H54V247H52ZM51 248V249H52ZM66 248V247H65ZM37 249V250H38ZM43 249H44V247H43ZM46 249V248H45ZM44 249V250H45ZM47 249H48V247H47ZM50 249V250H51ZM62 249V248H61ZM61 249H59V250H61ZM92 249L94 250V249H96V251H92ZM113 249H111L112 251H113ZM33 250V254H36V250L34 251ZM39 250V251H40ZM74 250V249H73ZM82 250V251H81ZM19 250L17 251L16 250V253L17 252H20ZM49 251V250H48ZM53 251V250H52ZM56 252H57V250H55ZM64 252H65V250H63ZM62 251V252H63ZM69 251V250H68ZM75 251V250H74ZM109 251V250H108ZM12 252V253H14L12 256H11V254L10 253ZM28 252V251H27ZM55 252V253H56ZM67 252V251H66ZM70 252H72V251H70ZM76 252V251H75ZM101 252V253H102ZM105 252H107V250L105 251ZM24 253H26V252H24ZM47 253V252H46ZM54 253V252H53ZM100 253V252H99ZM99 253H96V254H99ZM109 253V252H108ZM107 253V255H109ZM111 253H113V252H111ZM27 254V253H26ZM32 254V255H33ZM37 254H40V253H37ZM43 254V253H42ZM52 254V253H51ZM58 254H59V252H58ZM63 254H65V253H63ZM71 255V253H68V255ZM31 254L29 253V256H30ZM70 256V257H67L66 255L64 256V257H66V258H68L69 260H70V258L72 259L73 258V256ZM103 256H105V254L103 253L102 254ZM5 256V255H4ZM34 257H35V255H33ZM51 256V255H50ZM55 256H56V254H55ZM58 256V258H59V256H61V253H60V255H57ZM56 256V257H57ZM24 257V258H23ZM43 257H45V255L43 256ZM46 257H48V256H46ZM45 257V258H46ZM63 257V256H62ZM63 257V259H65ZM100 257V256H99ZM112 257V258H111ZM23 258V259H22ZM29 258H31V260H32V257H29ZM36 258V257H35ZM34 258V259H35ZM50 257H48V259H49ZM58 258L56 259V261L58 260ZM103 258V257H102ZM53 259H54V257H53ZM68 259H66V260H68ZM27 260V259H26ZM30 260V259H29ZM44 260H46L45 262H44ZM41 259V261H43L42 263H40V264H47L46 262H48L49 260H51V259H49V260H47V259ZM68 260V261H69ZM73 259H72V261L73 262H75ZM37 261V260H36ZM35 261V262H36ZM34 262V261H33ZM40 262V261H39ZM38 261L36 262L37 264L39 263ZM61 262H63V264H64V260L63 261H61ZM32 263V262H31ZM57 263V262H56ZM69 264L71 263L72 264V262H68ZM67 263V264H68ZM27 264H30V262L28 263L27 262ZM33 264V263H32ZM50 264H55V263H50ZM57 264H60L59 262L57 263ZM62 264V263H61Z\"/></svg>", "mask_w": 264, "mask_h": 264}, {"label": "rangeland", "instance_id": "rangeland-1", "mask_svg": "<svg viewBox=\"0 0 264 264\" xmlns=\"http://www.w3.org/2000/svg\"><path fill=\"white\" fill-rule=\"evenodd\" d=\"M18 1V2H17ZM33 1H35V0H11V2L9 1V0H0V7H1V9H0V11L1 12H5V11H7L8 12V10L12 13V14H15V15H12V16H14V17H16V19L14 18V17H12L11 16V14H8V16L10 15V19H11V17H12V20L14 19V22L16 21V22H19V23H21V21L23 20V22L21 23V24H25V25H27L28 27H29V25H30V28H32L33 30H35V27H39V29H41L42 27L41 26H43V28H46V27H48V31H55V33H57L58 32V34L60 33V31L62 30V34H63V36L62 37H64V35H66L67 34V41H69V40H71L70 41V43L72 42V40L74 39L75 41H73L74 43L76 42V40H79V41H81V43H82V40L83 39H81V38H84V40L83 41H85V38H88V39H86L87 40V42L89 41V43H90V39H91V41H93V42H91L90 44H94V42H95V44L96 43H100V44H102L101 46H103V48H105V46L106 45H108V44H111L110 45V49H115V48H117L118 46V44H120V42L119 41H117L116 39H121V37H122V35H128V37L130 36V39L132 38V40H134V41H132V40H128V41H130L129 43H132L133 42V44H134V42H136V43H139V45H142V44H145V45H150V46H156L157 44H155V42L157 41V36L158 35H162L163 37H164V35L166 36V37H168L169 39H167L169 42H173V41H170V39L171 40H174L175 39V43H183V42H185V40H188V38H189V40H193V41H199V40H202V37H203V39L205 38V37H210V39H211V37H212V39L213 38H215L216 37V35H217V33L220 35V33H224L225 32V35H226V33H228L227 32V30H228V28L230 27H233V24H232V21H233V23H234V26L236 25L235 24V22L236 21H238V20H233V18H236L235 16H237L238 15V17H240L239 15H241L242 14V16H241V19H242V17L243 16H247V14H248V16H250V14H251V12H252V14H254L256 11L259 13H261V10H259V9H262V11L264 10L263 8H264V0H262L261 2L263 3H261L260 2V0H158V1H161V3L160 2H158L157 0H139V2H137L138 0H116V2H115V0H112L111 2H110V0H98V2H97V0H86V2H85V0H82V1H80V0H76L77 1V3L75 2V0H70V2H68V0H37L36 2H33ZM49 1V2H48ZM66 3H69V4H66ZM100 1V2H99ZM105 1V2H104ZM131 1V2H130ZM135 1V2H134ZM141 1H142V3H141ZM152 1H155V2H152ZM167 2V3H165V2ZM170 1H173V2H170ZM189 1H190V3H189ZM193 3H192V2ZM205 1H207L206 3H205ZM9 4H8V3ZM45 2H47L48 4H51V3H53V4H51V5H48V4H46ZM74 2H75V4H74ZM93 2V3H92ZM94 2L95 3H99L100 5L98 6L97 4H94ZM108 3V4H105V3ZM113 2V3H112ZM114 2H115V4H114ZM121 2H123L122 4L123 5H125L126 3H128V5H126L127 7H128V9H125V7L126 6H122L121 5ZM147 2H149V3H153V4H151L152 6L154 5H156L157 7H152L149 3H147ZM170 2V3H169ZM245 2V3H244ZM1 3H3V4H1ZM16 3V4H15ZM19 3V4H18ZM44 3V4H43ZM60 3V5L61 6H63V8L60 6V5H58ZM61 3H65L64 5L63 4H61ZM80 3V4H79ZM87 3V4H86ZM90 3V4H89ZM93 5H92V4ZM102 3H104L103 5H102ZM117 3H118V5H121L120 7L119 6H116L117 5ZM120 3V4H119ZM131 3V4H130ZM133 3V4H132ZM139 5H138V4ZM141 3V4H140ZM145 3H146V5H145ZM163 3V4H162ZM171 3H173V4H171ZM178 3V4H177ZM203 3H205V4H203ZM248 3V4H247ZM250 3H252V5L250 4ZM21 4V5H20ZM31 5L30 6V8H27V6H29V5ZM36 4H40V7L38 8V6L39 5H37V8H35L36 6H34V5H36ZM84 4V5H83ZM159 4V5H158ZM174 4H176V5H174ZM185 4H188V5H185ZM189 4L191 5V6H189ZM237 4V5H236ZM250 4V5H249ZM261 4V5H260ZM3 6V8H2V6ZM16 5V6H15ZM17 5H19L20 6V9H24V7H25V9H24V11H22V15L20 14V13H17L18 11L16 10L19 6H17ZM54 5H55V8H54ZM56 5H58V6H56ZM75 5V6H74ZM79 5H81L80 7H79ZM86 6V8L85 7H83V6ZM94 5H95V7H94ZM107 5H108V7H107ZM112 5H114V6H112ZM137 5V6H136ZM168 5H169V7H168ZM179 5V6H178ZM243 5H245L246 7H249V8H247V10H246V8H245V6H243ZM259 5V6H258ZM9 6H11V8L9 7ZM15 8H13V7ZM22 6H23V8H22ZM34 6V7H33ZM49 6H51V7H53V9L51 8V7H49ZM71 6H72V8H71ZM87 6H89V9L87 8ZM90 6H91V9H90ZM101 6H103V7H101ZM131 6V7H130ZM147 6V7H146ZM159 6V7H158ZM161 6V7H160ZM182 6V7H181ZM239 6V7H238ZM31 7L33 8V9H31ZM47 7H49V9L47 8ZM67 7V8H66ZM93 7H94V9H93ZM106 7H107V9H106ZM114 7V8H113ZM118 7H119V9H118ZM132 7H133V9H132ZM138 7V8H137ZM140 7V8H139ZM142 7V8H141ZM170 7H173V8H170ZM190 7V8H189ZM5 8V9H4ZM26 8H27V10H29V9H31V10H29V14L27 13L28 11L26 10ZM57 8V9H56ZM60 8L62 9V10H60ZM100 8H102V9H100ZM123 8H124V10H127V11H129L130 10V14H129V12H128V15L130 16V17H132V18H129V16L127 17V13H124L125 11L123 10ZM135 8H137V9H135ZM144 8H146V10H144ZM150 8V9H149ZM151 8H153V10L151 9ZM157 8L159 9V10H157ZM165 8V9H164ZM175 8V9H174ZM181 8H183V9H181ZM234 8V9H233ZM242 8H245L244 10L242 9ZM4 9V10H3ZM7 9V10H6ZM11 9V10H10ZM12 9H14V10H16V13H17V15H16V13H15V11H13ZM35 9V10H34ZM37 9V10H36ZM41 11H40V10ZM46 9V10H45ZM104 9H106L107 10V13H106V10L104 11ZM109 9V10H108ZM131 9H132V11H131ZM139 9V10H138ZM143 9V10H142ZM155 9V10H154ZM174 9V10H173ZM180 10V11H178V10ZM233 9V10H232ZM251 9V10H250ZM254 9V10H253ZM3 10V11H2ZM39 10V11H38ZM52 10V11H51ZM56 10V11H55ZM58 10H60V11H58ZM64 10V11H63ZM66 10V11H65ZM113 10H114V12H113ZM118 10V12L120 13H116V11ZM121 10V11H120ZM137 10V11H136ZM241 10V11H240ZM14 13H13V12ZM35 11V12H34ZM47 11V12H46ZM49 11H50V13H49ZM53 11H55L56 13H54ZM80 11H83V12H81V14H80ZM111 11H112V13H111ZM141 11V12H145L146 11V13H139V12ZM150 11V12H149ZM185 11V12H184ZM189 11V12H188ZM233 11V12H232ZM237 12V15L235 14L236 12ZM243 11V12H242ZM254 11V12H253ZM34 12V13H33ZM40 12H42V13H40ZM51 12H52V14H53V16H52V14H51ZM58 12V13H57ZM62 12V13H61ZM136 14H135V13ZM155 12V13H154ZM157 12V13H156ZM159 12V13H158ZM164 13V16L162 15L163 13ZM181 12V13H180ZM196 14H195V13ZM207 12V13H206ZM235 12V13H234ZM250 14H249V13ZM9 13V12H8ZM27 13V14H26ZM46 13V14H45ZM48 13V14H47ZM109 13V14H108ZM111 13V14H110ZM139 13V14H138ZM151 13V14H150ZM199 13H202V15L201 14H199ZM240 13V14H239ZM5 14V13H4ZM23 14H25V16H23ZM30 14H33V15H30ZM34 14L36 15V16H34ZM56 14V15H55ZM81 16H80V15ZM117 14H118V16H117ZM126 14V15H125ZM131 14H133V15H131ZM136 15V17H134L135 15ZM144 14V15H143ZM146 14V15H145ZM148 14V15H147ZM154 14V15H153ZM157 14V15H156ZM177 14H179V15H177ZM188 14V15H187ZM256 14V13H255ZM30 15V16H29ZM50 15V16H49ZM109 15H110V17H109ZM116 15V16H115ZM141 15H143V16H141ZM168 15H169V17H168ZM183 15H184V17H183ZM232 16V18H230L229 19V17H231ZM48 16V17H47ZM76 17V18H74V17ZM115 16V17H114ZM201 16V17H200ZM33 17V18H32ZM35 17H37V18H35ZM42 17V18H41ZM49 17H53L52 19L50 18V19H48ZM54 17H55V20H54ZM80 17H81V19H80ZM87 17V18H86ZM92 17V18H91ZM96 19V22H95V19ZM106 17V18H105ZM116 17H118L117 19H116ZM123 19H122V18ZM164 17H165V19H164ZM188 17V18H187ZM27 18V19H26ZM35 18V19H34ZM38 18H41V19H38ZM45 18V19H44ZM70 18H72V19H70ZM74 18V19H73ZM89 18V19H88ZM104 18V19H103ZM109 18V19H108ZM113 18V19H112ZM116 19V23H118V24H114L115 23V19ZM128 18V19H127ZM161 18V19H160ZM190 18V19H189ZM245 18H247V17H245ZM245 18L243 17V20H245ZM37 19V20H36ZM48 19V20H47ZM71 21H70V20ZM79 21H78V20ZM107 21H106V20ZM114 20L113 22H112V20ZM125 19H127V20H125ZM131 19V20H130ZM171 19H173V20H171ZM180 19V20H179ZM182 19V20H181ZM238 19V18H237ZM18 20V21H17ZM26 20V21H25ZM43 20H44V22H43ZM46 20V21H45ZM53 20V21H52ZM99 20V21H98ZM109 20V21H108ZM117 20H119V21H117ZM159 20V21H158ZM171 20V21H170ZM185 20V21H184ZM188 20V21H187ZM30 21H31V23H30ZM48 21V22H47ZM74 21V22H73ZM76 21V22H75ZM101 21V22H100ZM103 21H106V22H103ZM128 23H127V22ZM200 21V22H199ZM260 21V20H259ZM258 21V22H259ZM71 22H73V23H71ZM89 22V23H88ZM124 22H125V24H124ZM156 22H159V23H156ZM165 22V23H164ZM189 22V23H188ZM261 23V25L260 24H258V25H256V26H253V24H252V27L251 26H248V28L246 29V27L243 29L242 28V30H243V33H242V31L241 30H239V31H241L240 32V34H239V31H238V33L235 31V32H233L234 34H232V35H230V37H232L231 39H233V40H231L230 39V37H229V35L228 36H225L226 38L225 39H223L222 41L224 42H222V43H220V45H218V47H220L221 46V44H222V47H223V49L220 47L219 49L221 50H219L218 49V51L215 49V51L216 52H218V53H215V51H213V49L214 48H212V53H211V51H209V53H207V52H204L206 55H204L205 57H201V58H199V56L200 55H195V57L199 60H196L195 58V60H196V62L197 63H199L200 64V62L202 63V64H200V66L202 67H200L199 66V64H197V65H194V67L196 68V72H195V68H192V69H194L193 71L194 72H189V73H191L192 75L191 76H189V77H187V79H190V80H192V81H190L189 83L187 82V81H185V79H186V77H184L183 75L184 74H186V73H184V74H178V73H180V72H177V71H175L174 70V72H176L178 75L177 76H175V75H173L174 77L173 78H171L170 79V77H163V74L164 73H166L168 76H170L169 75V73L170 72H173V71H170L169 72V68L167 69L166 67L168 66L167 64H170L171 66H173V65H175L176 66V62H174L173 60H168V63L167 62H165L166 60H162L161 59V61H159V64H162V65H158L157 64V68L158 67H160V68H162L161 66H163V65H165V66H163V67H165V68H162V69H164L163 70V73H162V75H161V77H160V75H158L157 76V74L155 75V72H156V68L154 69V71L153 70H151V69H153V67H152V62L153 61H155L154 59L152 60V62L151 61H148L149 63L147 64L146 62H144L142 65H143V67H142V65L140 66V68H136L135 66H137V67H139V64H136L135 66L134 65H130V64H123V63H120L119 61H117V63H116V61L114 62V60H111V61H109L110 59H108L107 60V58H100V59H98V58H93V60L95 61H93L92 60V58L90 59V58H86V60L88 59H90L89 60V62L87 63L86 61H85V63L88 65V66H85V64H82V65H80L79 67H78V65L80 64V62L82 61V58L81 59H78V60H80V62H79V64H77V63H75V64H77L76 65V67L74 66V63L72 64V63H69V59L68 58H70V57H73V56H70L71 54H68V55H66V53L64 52V51H66V50H64L63 51V54L65 53V55H62L61 53L60 54H57V55H53L54 56V58H53V56H52V58L54 59L53 60V62L55 61H59L60 60V58H61V62H62V59H64L65 60V58L67 59L66 61L68 62V66H70L69 64H72L74 67V70H73V68L71 67L70 69H72L70 72H72L73 71V73L72 74H70V72H68L67 70V72H65V73H67L68 74V76H69V74L71 75L70 76V78L68 79H66L65 78V76L67 75H65V73H63L64 71H62V70H64V69H67V68H69V67H67L66 68V62H64L65 64H63V62H62V64L63 65H65L64 67L62 66V65H60V64H57V65H59V66H62L63 68H62V70L60 71L59 69L61 68V67H59V69H58V67L57 66H55V64H53V68H57L56 70L54 69V71H56L57 73H58V71H59V74H57V73H55L54 71H53V74H52V72L50 73V71H51V69L52 68H50L51 66H52V58H50V63H51V66L49 65V67L48 66H46V64H44L43 63V61L44 62H46V60H49V59H41L42 57L43 58H46V57H48L49 55H47L46 57L45 56H40V58H38L39 56H37V58L38 59H41V60H39V61H41L43 64H44V66L43 65H41L40 64V62L38 61V59L36 60L35 59V57L33 56V58H32V56L31 57H28V59H21L20 60V62L19 61H17V63H16V61H15V63L12 61V60H9V62L6 60V58H7V55H6V52L7 53H11L12 51H14V49L15 48H17V49H19V47L17 46V47H15L12 43H10V41L6 38V37H4V36H2L1 34H0V53L2 54H0V73H2V74H0V138L2 139V140H0V158H4V156H6L7 155V157L8 156H13V152L15 153V155H16V160H15V158L13 159V157L15 156H13L12 157V160H14L13 162H11L12 160L10 159V160H8L7 159V161L8 162H10V163H8V164H2V165H11V163H16L15 164V166L14 167H16L19 163V167H21L20 165H22L23 166V168H20L19 170H21V172L24 174L23 176L24 177H26V175H30V173L32 172V170H34L35 168L34 167H36L37 166V168L38 169H40V168H45V167H48L49 166V162H50V165L55 161V160H57L58 159V157H59V159L58 160H61V158L63 157V158H69V153L68 152H63V150H64V148L65 149H67V148H69L68 147V143L71 141V139L74 137V135L75 136H77L78 138L77 139H73V141H71L70 143H69V146L71 147V146H73V143L72 142H74V145H75V143H76V145H77V141L79 140V142H80V138H81V142L79 143L78 142V145L79 146H85V147H82V148H86L85 149V151L87 152V154L85 153L84 155H87L86 157H84L83 156V154L82 153H84V149H83V152H77V156H76V159L77 160H75V158L74 159H71V157L73 158V157H75V155L76 154H74V155H71L70 156V159H71V164L69 163H67V165H64L66 168H64V167H61V165H62V163H60V165L59 164H57V168H56V171L58 170V168H59V166H60V168L59 169H62V170H58V172H54L55 170H50V171H52V172H48L49 174H47L46 172H44V174H43V176H44V178H43V176H41V177H39L40 179H42L41 181H40V179H39V181L37 180V178H33V179H31L32 181H34L35 183H33L32 181V184H31V186L29 187V185H28V188H27V186H25V191H23V194L25 193V194H27V196L28 195H31V193L32 194H34V192L36 191L37 193L39 192L40 193V191L42 192H44V190H46V189H44V187L46 186L47 188H49V187H51V185H52V181H53V183H54V181L56 180L57 182H55V184L56 183H59L58 182V180L59 181H64V179L65 180H67L68 178V180H69V182L71 181V178H73L74 176H71L72 174H70V173H73V174H75L77 171V169H75L76 167H79L78 166V164L79 165H81L82 163H84V162H86V161H88V160H91V155H93V158H95V159H93V160H96V157H100V155H102V158H103V156L105 157L106 156V153H102V152H105V150H104V148L106 149V147H107V141H108V144H110L109 143V139L108 138H104L105 140H106V143L105 144H103V143H101V142H105V140H103V139H101V138H103V136H102V134H101V132H99V131H101L102 129H101V127L103 128V129H105V128H107V126L110 124V122H109V116H108V114L107 115H105L106 116V120H107V117H108V120L106 121V120H104V124L106 125V123L108 124L107 126H105V127H103V125L104 124H102V122L100 123V124H102V126L100 125V128H99V126H97L98 124H97V122H98V120H100V117L102 116V115H100V110L102 109V106L103 105H105V103L104 102H108V103H106V105H109V102L110 101H112V103H113V101H114V99H115V101H119L120 99H123V98H127L126 100L128 101V99H130L129 100V102H130V104H129V102H128V104L129 105H131L130 107L132 108L133 106H132V104H133V99L137 102L138 100H139V102H140V99H138L139 98V95H140V97H141V95L143 94V96L145 97V98H147L146 97V95L147 96H149V97H152L153 96V100H154V97H156V98H158V96H159V98H158V100H160V99H162L164 102H165V100H166V103L167 104H169V105H171V106H173V107H171L170 106V108H171V110H169L168 111V109H170L169 108V106H167V104L165 105V106H167L168 108H165V109H162L163 111H162V118L160 117L159 118V114H161V112L159 113V114H156L155 116H156V118H155V116H152V118L154 117L155 118V122H156V124H155V122L153 123V120L152 119H146V120H144L143 122H142V120L141 121H139V124H145L146 122H147V120H150L148 123V126L147 127H145V129L146 128H148V134H149V132H150V134L149 135H146L147 137H146V139H147V141H156L157 142V145L158 146H156V148L154 147V148H152V150H149V151H147V152H144V153H142V154H135L134 152H133V155L131 154V156H132V158H131V156H129V158H128V163H130L129 164V166H128V164L125 166V167H113V168H109L110 167V165L109 166H106L105 168H104V170L101 168L100 169V167L98 168V166L97 165H94L93 166V168L92 169H90V171H85L84 173H83V176L81 175V177H83V178H81L80 177V175L78 176V175H76L74 178H76V177H79V178H76V180L74 181L73 179V182H71V183H69V184H66V185H63V187H62V189H61V187L59 186V190L57 189V188H53V189H57V190H53L52 191V189L51 190H49L48 191V193L50 194H48L47 192H44L45 194L43 195L44 197H40V200L38 199L37 200V202H41V204L39 203H37L36 201V203L34 202L33 203V205L32 206H34V207H32V206H28L27 207V205H22V203H21V201H22V198L24 197V195L22 196V195H19V194H21L22 193V191L21 192H19V193H17L18 194V197L16 196L17 194H15V196L14 197H12V198H8V197H6V199L4 200V201H7L8 200V203H5L3 200H1V201H3V203L5 204V206H4V204H2V202H1V204L2 205H0V207H6V208H10V206H12L11 208H14V207H16V203L17 202H19L20 203V205L19 206H23V208L22 207H16V208H18L19 209V211H18V213L19 214H13V215H9V216H4L3 218H1L0 219V239H2V236H4V237H6V236H10L11 234H12V236H10V238L11 237H13L14 238V236H16L17 234L16 233H18V232H21L23 229H24V231H26L31 225H32V223H33V225H34V222H37V225H38V220L36 221V219H38L39 218V221L40 220H44V217L45 218H48L47 220H45V222H43L42 223V226H44L45 227V229H46V227L48 228L47 229V231L49 230V232L50 233H52V231H54L56 228L58 229L59 227V229L57 230L56 229V231H58V232H56V231H54V236L52 235L51 236V238L49 239L50 241L51 240H53L52 242H50L49 240H48V246L46 245V244H44V245H42V249L40 250V248L38 249V248H36L35 246V250H34V247H33V239H32V245L31 244H29V249L31 248V250H30V252H29V250H27L28 248H26V250H23V249H25V247H27L26 245H24L23 243H25V244H27L28 245V243H30V241H28V242H23V241H25V240H22L20 243H15V249H14V246L13 245H11V247L13 246V249H14V252H15V254H22V252H23V254H25L26 256H25V258L27 257V255H28V257L26 258V259H23V260H25V261H27L28 263L30 262V264H37L36 262L38 261H40L38 264H40V263H42L43 261H41V259H47V260H49V259H51V260H49L48 262H46L47 264H50V263H55V264H57L58 262L61 264H63V262H61V261H65L64 262V264H67L68 262H72V264H78V263H76V261L74 260L75 259V257L77 256V253H79V251H80V249L86 244V246L84 247V248H82L83 250H85L86 249V247L88 248V244H92V245H90L91 246V248L92 247H94V248H103L102 247V245H106L107 243L106 242H104V240L107 238V236H113L114 234H116L117 233V231L119 232V230H118V228H124V224L125 223H123V222H126L129 226L130 225H132L136 220H138V219H141L140 217H144V215H142L141 214V212H143L144 211V209L143 208H146V201H143V199L142 200H139V198H137V197H142V195H144L143 193L142 194H140V196L137 194V192L139 193H141L142 191H140V188L137 190V191H134V190H136V189H134L132 192H130V198H131V193H132V200L129 198V196H128V193H129V191H128V186H129V184H132L131 182H134L133 180H135L134 178H138V177H140L141 178V175H142V177L144 178V176H143V174L144 175H146L147 174V172H148V170L151 168V170H152V168H155V166H154V164L156 163H158V160H159V158H164L165 156H169L170 154H173V150L175 149V147H176V145H180V143H184V141L186 140L187 141V139L189 140V138H187L185 135H188L186 132H184L183 130L182 131H179V132H176V131H174V130H171V131H174V132H171L169 129H171V128H173V127H179L180 125H181V123L179 122L180 120H183V118H180L179 119V121L176 119L177 118V116H179V115H182V114H179L177 111V113L175 114V113H173V110L174 109H178V108H180V107H182V106H184L183 104H190L191 106H192V104H193V102L195 103V104H193V106L191 107V108H189L188 107V111H191L190 112V114H191V117H190V115H189V118L188 119H190L191 120V122H193L192 121V118H194V120H195V118L199 121V122H202L203 120L204 121H206V119L205 118H209L210 119V121L213 119V121H216L217 122V120L218 119H215V117L216 116H218L217 114H219V116L218 117H216V118H219L220 120L219 121H221V119H223V120H225L226 118L225 117H228L226 120H229V122H228V124L226 123V120H225V122L224 123H226V125H229V123H230V125L233 123L234 125L235 124H238V121L240 122L241 120L240 119H242L243 121L245 120V117H247L248 116V118H249V116H250V114H252L251 116H250V119H248V118H246V120L248 119V120H250V121H246V123H248V124H250V122L252 123V121L253 120H255V121H259V123H262V121H260V119L261 120H263L264 118H263V116H264V108H262L261 107V105H263V107H264V21L262 22V21H260ZM40 23L42 24V25H40ZM46 23V24H45ZM48 23V24H47ZM60 23V24H59ZM71 23V24H70ZM94 23V24H93ZM95 23H96V25H95ZM97 23H99V26H98V24ZM101 23V24H100ZM108 23V24H107ZM113 23V24H112ZM119 23H121V25L119 26ZM162 23V24H161ZM175 24V25H171V24ZM36 24H39L40 26H36ZM70 24V25H69ZM73 24V25H72ZM75 24V25H74ZM113 25V28H112V25ZM122 24H123V26H122ZM153 24H154V26H153ZM165 24V25H164ZM230 24L232 25V26H230ZM51 25H54V28L55 27H57L55 30H52L53 29V26L51 27ZM58 25V26H57ZM86 25H87V28H86ZM90 25V26H89ZM92 25H93V27H92ZM108 25H111V27L109 26L108 27ZM156 25H157V27L158 28H156ZM169 25V26H168ZM255 25V24H254ZM263 25V26H262ZM75 26V27H74ZM89 26V27H88ZM101 26H103V27H101ZM115 26V27H114ZM117 26V27H116ZM122 26V27H121ZM126 26V27H125ZM226 26H228V28L227 29H225L226 28ZM258 26H259V28H258ZM261 26V27H260ZM73 27V28H72ZM92 27V28H91ZM105 27V28H104ZM124 27V28H123ZM152 27H153V29H152ZM174 27V28H173ZM249 27H251V29L249 28ZM42 28V29H43ZM83 28V29H82ZM98 28V29H97ZM100 28V29H99ZM109 28V29H108ZM111 28V29H110ZM117 28V29H116ZM223 28V29H222ZM229 28V29H230ZM256 28H258V30L256 29ZM261 28V29H260ZM47 29V28H46ZM65 29V30H64ZM68 29V30H67ZM71 29V30H70ZM76 29V31H75V34L77 35L78 34V36L76 37L75 36V34H74V30ZM81 29V30H80ZM85 29V30H84ZM90 29H91V31H90ZM114 31H113V30ZM121 29V30H120ZM123 29H125V31H123ZM128 31H127V30ZM220 29H221V31H220ZM249 29V30H248ZM38 30V29H37ZM45 30V29H44ZM60 30V31H59ZM83 30V31H82ZM116 30V31H115ZM117 30H119V31H117ZM134 30L135 31H142V33L141 32H134ZM154 30V31H153ZM159 30V31H158ZM170 32H169V31ZM175 30V31H174ZM191 30H192V32H191ZM204 31V33H203V31ZM224 30V31H223ZM246 30V32H244ZM81 33H80V32ZM85 31V32H84ZM95 31H96V33H95ZM97 31H100V32H97ZM111 31V32H110ZM123 31V32H122ZM133 31V32H132ZM145 31H146V34H145ZM148 31H149V34H148ZM152 31V32H151ZM166 32V33H164V32ZM185 31V32H184ZM189 33H188V32ZM202 31V32H201ZM206 31V32H205ZM229 31V33H230V30H228ZM73 32V33H72ZM89 32H91V33H89ZM119 32V33H118ZM131 32V33H130ZM155 32V33H154ZM156 32H157V34H156ZM169 32V33H168ZM185 33V34H182V33ZM196 34H195V33ZM60 33V34H61ZM118 33V34H117ZM152 33H153V35H152ZM161 33H163V34H161ZM203 33V34H202ZM216 33V35L214 36L213 34H215ZM61 34V35H62ZM69 34H70V37H72L71 39H68V38H70L69 37ZM72 34H73V36H72ZM84 34H87L86 36L84 35ZM92 34V35H91ZM97 34V35H96ZM101 34H103V35H101ZM138 35V37H137V35ZM146 35V36H143V35ZM155 34H156V38L154 37L155 36ZM176 34V35H175ZM191 34H193V35H191ZM200 34V35H199ZM205 34V35H204ZM207 34V35H206ZM210 34V35H209ZM81 35V36H80ZM84 37H83V36ZM93 35H95V36H93ZM100 35V36H99ZM106 35V36H105ZM108 35V36H107ZM112 37H111V36ZM114 35V36H113ZM121 35V36H120ZM132 35V36H131ZM134 35V36H133ZM143 36V37H141V36ZM170 35V36H169ZM214 37H213V36ZM219 35H217L218 36V38L220 37L221 38V35L219 36ZM223 35V34H222ZM237 35V36H236ZM74 36H75V38H74ZM118 36V37H117ZM119 36H120V38H119ZM153 36V37H152ZM186 36V37H185ZM192 36V37H191ZM196 36V37H195ZM201 36V37H200ZM240 36V37H239ZM95 39V41L93 40V38ZM106 37V38H105ZM117 37V38H116ZM137 37V38H136ZM148 37H150V38H148ZM158 37H160V36H158ZM162 37V38H163ZM198 37H200V38H198ZM235 37V38H234ZM4 38V39H3ZM90 38V39H89ZM99 38H100V40H99ZM104 38H105V40H104ZM111 38V39H110ZM161 38V37H160ZM165 38V37H164ZM228 38V39H227ZM65 39H66V36H65ZM64 39V40H65ZM103 39V40H102ZM137 39H139V41L140 42H137L138 40ZM141 39H143V40H141ZM145 39V40H144ZM196 39H198V40H196ZM206 39V38H205ZM208 39V38H207ZM209 39V40H210ZM227 39V40H226ZM136 40V41H135ZM151 40H153V42H151ZM156 40V41H155ZM161 40V39H160ZM164 40V39H163ZM167 40H164V41H166V43H164V41L162 42V40H161V43H160V41H159V39H158V44H159V46L162 44V43H164V44H168V41ZM214 40V39H213ZM216 40H218V39H216ZM225 40V41H224ZM97 41V42H96ZM101 41H103V42H105L104 44H103V42H101ZM116 41V42H115ZM150 41V42H149ZM155 41V42H154ZM227 41V42H226ZM229 41V42H228ZM233 41V42H232ZM235 41V42H234ZM78 42V41H77ZM114 42V43H113ZM141 42H143L142 44H140ZM187 42V41H186ZM226 42V43H225ZM84 44L86 43V42H83ZM88 43V44H89ZM118 43V44H117ZM147 43V44H146ZM149 43V44H148ZM153 43V44H152ZM77 44H79V43H77ZM87 44V43H86ZM94 44V45H95ZM113 44H115L116 45V47L115 46H113ZM164 44H162V45H164ZM223 44H225L224 46H223ZM234 44V45H233ZM137 45V44H136ZM229 45H231L230 47H229ZM96 46H98V47H101V46H99V45H96ZM5 47V48H4ZM109 47V46H108ZM217 47V46H216ZM228 47V48H227ZM12 48H14V49H12ZM226 48V49H225ZM10 49V50H9ZM107 49V48H106ZM211 50V49H210ZM220 51V52H219ZM226 51V52H225ZM5 52V53H4ZM67 53H68V51H66ZM70 53V52H69ZM209 54V55H208ZM211 54V55H210ZM218 54V55H217ZM220 54H221V56H220ZM4 56H6V58H5V60L4 61H6V62H4L3 61V57ZM59 56H61V57H59ZM68 56H70V57H68ZM202 56H203V53H202ZM206 57H208V58H206ZM30 58V59H29ZM71 59V58H70ZM73 59H75L74 57H73ZM72 59V60H73ZM77 59H75V60H77ZM84 59V58H83ZM203 59V60H202ZM24 60V61H23ZM32 60V61H31ZM43 60V61H42ZM72 60H70V61H72ZM75 60H74V62H75ZM101 60H103V61H101ZM106 62H105V61ZM202 60V61H201ZM205 60V61H204ZM12 61V62H11ZM26 61V62H25ZM92 61V62H91ZM7 62L9 63V64H7ZM11 62V63H10ZM23 62L25 63V65L23 64ZM37 62H39L38 64H40L41 66H43V67H45L44 69H42L41 70V68L40 67H38L37 66V64H35V63H37ZM47 62H49V61H47ZM46 62V63H47ZM77 62V61H76ZM82 62H84V61H82ZM99 62H101V63H99ZM104 64H103V63ZM111 62H113V63H111ZM151 62V63H150ZM158 62V60L157 61H155V62H153V65H154V63H155V65H154V67L156 66V63ZM162 62H164V63H162ZM170 62V63H169ZM193 62H194V60H193ZM195 62V63H196ZM5 63V64H4ZM30 63H31V65H30ZM58 63V62H57ZM94 63H96V64H94ZM111 63V64H110ZM115 63H116V66H114L115 65ZM176 63V64H175ZM194 63V64H195ZM205 63L207 64V65H205ZM2 64H4V65H2ZM15 64H17V65H15ZM20 64H23L24 65V67H22V65H20ZM28 64H29V66H28ZM34 64V65H33ZM49 64V63H48ZM100 64H101V66H100ZM117 64H118V66H117ZM146 64H147V66H146ZM10 65V66H9ZM20 65V66H19ZM84 65V66H83ZM92 65V66H91ZM94 65V66H93ZM109 65H110V67L111 66H113L112 68H110L109 67ZM123 68H117V67H120V66ZM127 65V66H126ZM130 65V67H128ZM150 65H151V67H150ZM205 65V66H204ZM14 68H13V67ZM26 66L28 67V68H26ZM32 66H33V68L35 69V67H38L39 69H40V71L42 72L43 70H45L46 69V67H48L49 69V71H48V73H50V74H48V75H50L51 76V78H50V76L48 77L47 76V74H46V76L49 78V79H51V80H49V84H47V81H48V78L46 77V76H44L43 77V75H44V73L42 72H40V74H43L42 75V77L45 79V81H43L42 79H40L39 78V76H40V74H39V72H38V70L36 71V69H35V71L39 74V76H37V78L35 77L36 76V72H35V76L34 77H32V79H30L31 78V75L33 74V73H31V72H29V69H31L32 68ZM91 66V67H90ZM125 66V67H124ZM171 66H170V69H171ZM175 66H174V68H175ZM196 66H198V67H196ZM2 67V68H1ZM17 67V68H16ZM115 67V68H114ZM148 67V68H147ZM178 67H179V65H178ZM177 66H176V69L178 68ZM6 68V70H4ZM13 70H12V69ZM21 68H22V70H21ZM37 68V69H38ZM76 68V69H75ZM83 68V69H82ZM144 68V69H143ZM149 68H151V69H149ZM197 68H198V70H197ZM11 69V70H10ZM33 69V70H34ZM124 71H122V70ZM192 69H190V70H192ZM199 69H200V71H199ZM2 70V71H1ZM8 70V71H7ZM58 70V71H57ZM82 70V71H81ZM119 70V71H118ZM127 70V71H126ZM168 71L169 73H167L166 71ZM171 70H173V69H171ZM178 70V69H177ZM203 70V71H202ZM14 73H12V72ZM26 73H25V72ZM157 71H158V74L159 73H161L162 71L161 70H158L157 69ZM159 71H161V72H159ZM189 71V70H188ZM4 72V73H3ZM20 72H22V73H25V74H21L20 75ZM34 72V71H33ZM46 72H47V69H46ZM60 72H62L63 74H64V76H62V73L60 74ZM119 72V73H118ZM173 72V73H174ZM10 73V74H9ZM30 73V74H29ZM116 74V75H113V74ZM127 73V74H126ZM175 73V74H176ZM196 73H199V74H196ZM55 74V75H54ZM110 74L112 75V76H110ZM123 74V75H122ZM171 74V73H170ZM188 74V73H187ZM186 74V75H187ZM11 75H13V76H11ZM53 75V76H52ZM59 75H61L62 76V79H63V77L65 78V81H67V82H69V83H67V82H64V84L63 85H65V87H63V86H61V83H58V82H62L61 81V76H59ZM118 75H119V77H118ZM124 75H126L125 76V78H124ZM189 75V74H188ZM193 75H195L194 77H193ZM196 75H199V77L198 76H196ZM9 76H10V78H9ZM15 76V77H14ZM33 76V75H32ZM13 77H14V79H13ZM59 78L60 77V81L59 80H57V82H52V80H54V81H56V79L57 78ZM113 77V78H112ZM121 77V78H120ZM179 77V78H178ZM185 79H184V78ZM200 77H201V79H200ZM205 77V78H204ZM22 78V79H21ZM25 78V79H24ZM28 78V79H27ZM41 80V82H40V80ZM47 78V79H46ZM169 78V79H168ZM192 78H195V79H192ZM204 80H203V79ZM7 79H9V80H7ZM11 79V80H10ZM24 79V80H23ZM38 79V80H37ZM121 81H120V80ZM168 79V80H167ZM206 79V80H205ZM5 80V81H4ZM19 80H20V82L22 81V83L20 84V82H19ZM47 80V81H46ZM70 80V81H69ZM72 80L74 81V83L76 84V86H75V84L72 82ZM109 80V81H108ZM119 80V81H118ZM209 80V81H208ZM9 81V82H8ZM25 81L26 82H28L27 84L29 85H27V84H25ZM34 81H35V83H34ZM36 81H38V83H36ZM189 81V80H188ZM195 81V83H193ZM197 81H199V82H197ZM200 81H201V84H200ZM205 81V82H204ZM11 82V83H10ZM14 82V83H13ZM33 82V83H32ZM43 82H45L44 84L46 85H43ZM51 82V83H50ZM109 82V83H108ZM116 82V83H115ZM128 82V83H127ZM138 82H140V83H138ZM206 82H207V84H206ZM30 83V84H29ZM39 83H41L42 84V86H44V87H42V86H40V84ZM54 84L55 83V85L54 86H56V83H58L57 84V86H61L62 87V89H61V87L58 89V91L55 93H53V95H51L52 93H50L51 91H53V90H51V91H47L46 89H48V90H50L49 89V85L50 84ZM88 83L90 84V85H88ZM97 83V84H96ZM111 83H113V85L111 84ZM133 83H137V84H133ZM143 83V84H142ZM202 83H205V85L203 86V84ZM2 84H4V86L2 85ZM9 84V85H8ZM15 84V85H14ZM25 84V85H24ZM73 84V85H72ZM92 84V85H91ZM109 84V85H108ZM117 84H118V87H117ZM132 84H133V87H132ZM145 84V85H144ZM185 84H188V85H185ZM1 85H2V87H1ZM11 85V86H10ZM49 87H48V86ZM70 85V86H69ZM93 85H95L94 87L96 88V90H97V92H96V94L92 91V90H90V88L92 89L93 88ZM139 85V86H138ZM141 85V86H140ZM194 85H197V86H194ZM199 85V86H198ZM6 86V87H5ZM20 86V87H19ZM25 86V87H24ZM54 86H52V87H50L51 89H55L56 90V87H54ZM72 86V87H71ZM74 86V87H73ZM87 86H89V87H87ZM114 86H116V87H114ZM129 86V87H128ZM143 86V87H142ZM190 86V87H189ZM201 86V87H200ZM4 87V90L2 89ZM13 87V88H12ZM17 87V88H16ZM24 87V88H23ZM29 87H31V88H29ZM43 89V88H45V90L48 92V94H49V96H47V94L46 95H44V93L42 92V91H45V90H42L41 88ZM70 87V88H69ZM85 87V88H84ZM126 87V88H125ZM137 89H136V88ZM139 87V88H138ZM203 87V88H202ZM65 88V89H64ZM69 88V89H68ZM99 88V89H98ZM116 90H115V89ZM134 88V89H133ZM141 88V89H140ZM198 88V89H197ZM201 88V89H200ZM9 89H11V90H13V91H11V90H9ZM40 89V90H39ZM60 89L61 90H63V91H60ZM81 89H83V90H85V92L83 91V90H81V92L78 94V95H76V98L75 97H73V95H74V92H79ZM124 89L126 90L125 92H124ZM143 89H146V90H143ZM191 89V90H190ZM195 89V90H194ZM203 89V90H202ZM206 89V90H205ZM20 90V91H19ZM42 90V91H41ZM79 90V91H78ZM88 90H89V92H88ZM95 90V89H94ZM112 90H115V92L114 91H112ZM118 90H119V93H118ZM122 92H121V91ZM205 90V91H204ZM5 91V92H4ZM11 91V93H9ZM33 91V92H32ZM34 91H35V93H34ZM74 91V92H73ZM90 91H91V93H93V94H95V95H91L90 96ZM128 91V92H127ZM139 91V92H138ZM188 91V92H187ZM191 91L195 94H193V93H191ZM195 91V92H194ZM198 91H199V94H198ZM13 92H14V95H12L13 94ZM34 95H32L31 93ZM46 92V93H47ZM76 92V93H77ZM121 92V93H120ZM136 92H137V94H136ZM170 92V93H169ZM175 92V93H174ZM178 92V93H177ZM187 92V93H186ZM206 92V93H205ZM72 93H73V95H72ZM115 93H116V95H115ZM142 93V94H141ZM165 93H168V94H170V96L168 95V94H165ZM8 94V95H7ZM36 94H38V96L36 95ZM40 94H42V96L40 95ZM83 94V95H82ZM86 94V96H84ZM120 94V95H119ZM128 96H127V95ZM132 94H135V95H132ZM163 94H165V99H164V95ZM173 94H175V95H173ZM189 94V97H190V100L192 101H190L189 100V98H188V95ZM202 96H201V95ZM7 95V96H6ZM30 95H32V96H30ZM40 95V96H39ZM74 95V96H75ZM82 95V96H81ZM88 95H89V97H88ZM97 95V96H96ZM100 95V96H99ZM111 95H113V96H111ZM117 95H118V97H117ZM151 95V96H150ZM168 95V96H167ZM187 97H186V96ZM193 95H194V97H193ZM201 97H200V96ZM261 96V98H259L258 96ZM3 96H4V98H3ZM22 96H24V97H22ZM25 96H27L26 97V100H25ZM37 96V97H36ZM72 96V97H71ZM79 97V100H77L78 99V97ZM85 98H84V97ZM93 96V97H92ZM132 96H133V98H132ZM137 98H136V97ZM142 96V97H143ZM197 96V97H196ZM254 96H255V101H256V103H255V101H253L254 100ZM2 97V98H1ZM13 97H14V99H13ZM29 97V98H28ZM35 97H36V99H35ZM41 97V98H40ZM58 97V98H57ZM81 97H82V99H81ZM86 97H88V98H86ZM107 97H109L108 99H107ZM119 97H120V99H119ZM135 97V98H134ZM143 97V98H144ZM148 97V98H149ZM167 97V98H166ZM170 97V98H169ZM181 97V98H180ZM193 97V98H192ZM207 97V98H206ZM23 98V99H22ZM32 98H34V99H32ZM50 98V99H49ZM51 98H53V99H51ZM74 100H73V99ZM113 98V99H112ZM119 100H118V99ZM143 98H142V100H143ZM147 98V99H148ZM169 98V99H168ZM177 98V99H176ZM186 98V99H185ZM194 98H195V100H194ZM204 98V99H203ZM3 99V100H2ZM19 99V100H18ZM20 99H21V101H20ZM28 99H29V101L30 102H28ZM41 99L42 101H39V100ZM55 99H56V101L58 100V102H56L55 101ZM138 99V100H137ZM150 99V98H149ZM152 99V98H151ZM167 99H168V101H167ZM170 99H171V101H173L174 102V99H176V102H175V105H173V103H171V101H170ZM181 99H182V106H180L179 105V103H181ZM200 99H202V100H200ZM258 99V100H257ZM8 100H9V102H8ZM17 100V101H16ZM24 100V101H23ZM50 100H52L53 102H54V104H52V101H50ZM109 100V101H108ZM141 100V101H142ZM144 100H146V99H144ZM184 100V101H183ZM186 100V101H185ZM189 100V101H188ZM198 100V101H197ZM205 100V101H204ZM207 100V101H206ZM248 100H249V102H248ZM36 101V102H35ZM114 101V103L113 104H115L116 102ZM121 101V100H120ZM132 101V102H131ZM161 101V100H160ZM196 101V102H195ZM219 101V102H218ZM14 104H13V103ZM21 102V103H20ZM123 102V101H122ZM135 102V103H136ZM139 102H138V104H139ZM185 102H187V103H185ZM190 102V103H189ZM205 102V103H204ZM210 102V103H209ZM243 102V103H242ZM247 102V103H246ZM251 102V103H250ZM255 104H254V103ZM24 103H26L27 105H25ZM31 103L33 104V105H31ZM111 103V102H110ZM118 103H120V102H118ZM132 103V104H131ZM143 102H141L140 104H142ZM196 103H198V104H196ZM209 103V104H208ZM220 103V104H222V105H218V104ZM250 103V104H249ZM23 104V106H21V105ZM103 104V105H102ZM112 104V105H113ZM117 104V103H116ZM210 104H211V106H210ZM229 104H230V106H229ZM233 104V105H232ZM237 104L243 109H241L239 106H237ZM247 104H249V105H247ZM259 104V105H258ZM13 105V106H12ZM20 105V106H19ZM111 105V104H110ZM129 105H128V108H129ZM136 105V104H135ZM135 105H134V108H132L131 109V111H130V108H129V112H132V110H134L135 109ZM185 105V106H186ZM225 105H227V107H231L230 109H231V111H230V113H228L229 112V110H227V113H226V110H223V109H226V106ZM245 105V106H244ZM253 105V106H252ZM258 105V106H257ZM4 106V107H3ZM7 106H9V108L7 107ZM184 106V107H185ZM187 106H189V105H187ZM186 106V107H187ZM196 106V107H195ZM202 106V107H201ZM205 106V107H204ZM214 106H216V107H214ZM220 107V109H219V107ZM221 106L223 107L224 106V108L222 109L221 108ZM232 106H236V107H234V108H236V109H233L232 110ZM242 106H244V107H242ZM248 108H247V107ZM12 109H11V108ZM17 107H19V108H17ZM100 107H101V109H100ZM108 108H110V110H111V107H109V106H107ZM140 107V106H139ZM144 106L142 105V108H143ZM174 107H176V108H174ZM199 107V108H198ZM211 107H212V109L215 111V112H213L214 113V115L212 114V116H213V118H212V116L210 115L211 114V112H209V114H207L206 115V113H208V111H210V110H212L211 109ZM106 107H104V109H105ZM136 108H138V106L136 105ZM142 108H138V109H140V110H137V112H133V115L134 116H136V115H138L139 114V112L141 111V109ZM174 108V109H173ZM192 108H193V111H192ZM196 108V109H195ZM205 108L206 109H208V110H205ZM13 109H15V110H13ZM20 109V110H19ZM30 109V110H29ZM38 109H39V112H37L38 114L40 113V112H42V111H45V110H49L50 112H49V114L50 115H48V117L49 118H51V117H53V118H51L50 120H51V122H49V123H47L48 121H50V120H48L47 121V118L48 117H45L47 114L45 113V114H43V112H42V114L40 113V115H42V116H44V118L42 117H40V115H39V117H40V119H34L35 117H37L38 116V114L36 115V111H38ZM190 109V110H189ZM204 109V113H205V115H203V110ZM216 109V110H215ZM221 109H222V111H221ZM239 109H240V111H239ZM245 109H248V110H246L245 111ZM250 109V110H249ZM252 109V110H251ZM256 109V110H255ZM260 109V111H258ZM106 110V109H105ZM202 112H201V111ZM218 110V111H217ZM253 110H255L254 112H253ZM14 112V111H16V112H14V113H11V112ZM33 111H35V114H34V112ZM55 111V112H54ZM102 111V110H101ZM195 111H198V112H196L195 113ZM207 111V112H206ZM240 113L239 115L236 113ZM247 113V111H248V113L250 112V114H246L245 112ZM258 111V112H257ZM263 111V112H262ZM9 114H8V113ZM29 112V113H28ZM46 112H48V111H46ZM83 112V113H82ZM85 112H86V114H85ZM90 112H91V114H90ZM104 112H106V111H104L103 110V113L102 114H105ZM108 112H110L109 110H107V112L106 113H108ZM128 112V113H129ZM170 112V113H169ZM216 112H218V113H216ZM223 112H224V114H223ZM231 112H233L236 116H237V118H236V116L235 115H232V113ZM3 113V114H2ZM5 113V114H4ZM52 113H56L55 115H52ZM94 113H97L98 114V116L96 115V114H94ZM135 113H136V115H135ZM138 113V114H137ZM141 113V112H140ZM185 114H186V112H184ZM197 113H202V114H197ZM216 113V114H215ZM220 113H222L223 115H221ZM245 113V114H244ZM3 116H2V115ZM12 114H14L13 116H15V117H13L12 116ZM75 114H76V117H75ZM81 114H82V116H81ZM85 114V115H84ZM89 114V115H88ZM92 114H93V116H92ZM185 114H183V115H185ZM194 114V115H193ZM255 114V116H257V118L255 117H253V115ZM263 114V115H262ZM17 115V116H16ZM30 115L32 116V115H34L35 117H32V119H34L33 121L32 120H29L30 119ZM73 115V116H72ZM91 115V116H90ZM129 115H132V114H130L129 113ZM132 115V116H133ZM171 115H174V116H176V117H174V116H171ZM216 115V116H215ZM226 115V116H225ZM230 117H229V116ZM243 116V118H242V116ZM6 116V117H5ZM56 118H55V117ZM69 116H71L72 118H70ZM81 116V117H80ZM97 116V117H96ZM100 116V117H99ZM158 116V117H157ZM161 116V115H160ZM167 116H169L170 118H175L177 121H178V123H176L175 122V119L173 120V119H171V122H169V117H167ZM185 116H187L188 117V115L186 114ZM195 116V117H194ZM197 116V117H196ZM202 118V117H204L205 116V118H203V120L200 118V117ZM223 118H222V117ZM231 116H233V117H231ZM241 116V117H240ZM8 117V118H7ZM38 117V118H39ZM79 117V118H78ZM86 117V118H85ZM99 117V118H98ZM165 117H167V118H165ZM180 117V116H179ZM199 117V118H198ZM212 119H211V118ZM254 118V119H252L251 120V118ZM3 118V119H2ZM11 118H12V120H11ZM26 118H28V119H26ZM45 118H46V123L45 124H49L50 125V123H51V126H52V123L53 124H57V126H56V124L55 125H53L52 127H54L55 128V126L57 127V128H63V127H60V125H59V123L61 124V121L64 119L65 121H67V119L69 118V120L68 121H70L71 122V120L72 121H76V122H79L80 121V123H75L74 125H75V128H76V130H78L80 127H79V125L81 124V121H82V125H81V127L83 126L84 127V125L83 124H86V125H89V126H87V128L89 129H87L86 128V131H87V133H84L85 135H83V136H80L81 134L79 133V131H78V134H80V135H77V131L76 132H74L75 131V128L73 129L72 128V130H74V131H70L69 133H71V135L73 134V136L71 137V139H69L70 137H69V135L70 134H68V136H67V139H66V137L64 136L63 137V135H62V137L61 138H59V140H50L51 142H48V145H46V143H45V145L46 146H48V148H46L45 146H44V143H42V145H43V147L41 146V145H38V146H35L33 149H31V146H29V144L27 145V137L26 138H24L25 137V135L24 134H26V131L28 130L25 126H27L28 127V125L30 124H28V125H25V124H27L29 121L31 122H36V121H39V120H42V119H44L45 120ZM157 118H159L160 120L158 121V119ZM230 118V119H229ZM236 118V119H235ZM263 118V119H262ZM6 119V120H5ZM8 119V120H7ZM18 119V120H17ZM22 119V120H21ZM81 119V120H80ZM102 119V118H101ZM103 119H105V117L103 116ZM161 119H165L164 121L163 120H161ZM187 119V118H186ZM187 119V120H188ZM199 119H201V120H199ZM2 120H5V122L4 121H2ZM17 120V121H16ZM26 120H29V121H27L26 122ZM43 120V121H44ZM56 120H58L59 122L57 123L56 122ZM83 120H84V122H83ZM189 120V121H190ZM197 120H195L194 122L196 123V121ZM9 123H8V122ZM20 121L22 122H24V125H23V123H21V125L22 126H24V127H22L23 129V131H25V128L27 129L25 132H19V131H21V130H19L18 132H19V134L18 133H16L17 134V138H19L18 137V135L19 136H21V135H23V138L25 139V140H23V139H21V140H19V139H17V141H18V143H22V145H23V141H25L26 143H25V146H29V148L33 151L34 149V151H36L37 153H39L40 151L42 152V155H41V153L39 154V157H41L40 159H39V157L37 158V160L39 159V164H36L37 162H35L36 161V158H35V161L33 160L34 158V155L33 156H30V155H32V154H30L32 151H30V149L29 148H27V147H25V146H23V147H21L20 149H18V150H13V152L10 154L8 151H10V148H11V151H12V147H15V146H12V145H15V143L13 142V141H15V139H16V135H15V132H17V124L19 123V125H20ZM68 121L67 122H62L64 125H65V127L64 128H66L67 127V129H65L66 130V135H67V133H68V131L67 130H70L69 128H71V126L69 127V123H68ZM87 121V122H86ZM103 121V120H102ZM105 121H106V123H105ZM185 121V120H184ZM188 121V122H189ZM243 121H241V123H239V124H242V123H244ZM18 122V123H17ZM140 122H142V123H140ZM13 123V124H12ZM14 123H16V124H14ZM99 123V122H98ZM151 123H153V125L155 124V125H158V124H160V125H158V126H160L159 128H160V132H159V130H157V126H155L154 125V127L156 128H154L153 127V125H152V127H150L151 125ZM166 123V124H165ZM168 123H170V124H168ZM171 123H173V124H171ZM186 123H187V121H186ZM218 123V122H217ZM220 123V122H219ZM222 123H223V121H222ZM253 123H255V122H253ZM264 123V122H263ZM3 124V125H2ZM71 124V123H70ZM73 124V123H72ZM71 124V125H72ZM91 124H96V126H97V128H99L100 130L98 131L97 130V132H96V135H97V133L99 132L100 134H101V136H100V134H99V138H98V140H97V136H95V131H96V129H95V127L96 126H94V125H91ZM185 125V122L184 123H182V125ZM189 124H190V122L187 124L188 126H189ZM194 124V123H193ZM8 127H7V126ZM10 125V126H9ZM16 125V126H15ZM58 125H59V127H58ZM63 125V126H64ZM90 125H91V127L92 126H94V128L92 127V128H90ZM167 127H166V126ZM170 125V126H169ZM175 125V126H174ZM179 125V126H178ZM181 125V126H182ZM260 125H264V124H260ZM15 128V129H17L16 131L14 130L13 131V127ZM46 126H48V125H46ZM73 126V125H72ZM77 126V127H76ZM140 126H143V125H140ZM171 126H173V127H171ZM7 127V128H6ZM50 126H48V128H49ZM74 127V126H73ZM79 127V128H78ZM82 127V128H83ZM86 127V126H85ZM144 127V126H143ZM165 127V128H164ZM7 129L6 131L5 130H1V129ZM9 128V129H8ZM47 128V129H48ZM64 128H63V132H65V130H64ZM82 128H80V130L82 129ZM154 129L153 131L154 132H152L151 130H149V129ZM158 128V129H159ZM162 128H164L165 129V131H170L169 133L170 134H166V133H168V132H162L161 133V131H164V130H162ZM20 129V128H19ZM51 129H53V128H50V129H48V130H50L51 131ZM83 129H85V128H83ZM83 129H82V132H83ZM90 129H92L91 131H90ZM144 129V130H145ZM167 129V130H166ZM8 130H9V132H8ZM12 130V131H11ZM93 130H95V131H93ZM155 130H157L156 131V133H155ZM5 131V132H4ZM88 131H90V132H88ZM93 131V132H92ZM147 131V130H146ZM12 132V133H11ZM76 133V134H74V133ZM85 132V131H84ZM153 134H152V133ZM231 133H229L228 134V138H230V139H228L229 141L230 140H234V138H235V140L236 139H238V138H240V134L238 133L237 134V132H234L233 133V131H230ZM3 133H6V134H3ZM20 133H22V134H20ZM89 133V134H88ZM174 133V134H173ZM183 133V134H182ZM186 133V134H185ZM3 134V135H2ZM10 134H12V135H10ZM65 134V133H64ZM92 134V135H91ZM232 134V135H231ZM238 136H237V135ZM87 135V139L86 140H84V138H85V136ZM91 135V136H90ZM166 135H168V137L166 136ZM170 135H172V136H170ZM230 135V136H229ZM236 135V136H235ZM53 136V135H52ZM57 136H59L60 137V134L59 135H56V137ZM94 136H95V138H94ZM170 136V137H169ZM175 136H177V137H175ZM235 136V137H234ZM10 137H11V139H10ZM54 137H55V135H54ZM54 137H52V138H54ZM55 137V139H57ZM232 137V138H231ZM262 137L264 138V135H262ZM22 138V137H21ZM65 138V139H64ZM76 138V137H75ZM90 138V140H88ZM94 138V140H92ZM115 138V139H114ZM114 138H110V141H113L112 139H114V141H116V139L118 140V139H120L121 137L119 136L118 138H116V136H114ZM167 138V139H166ZM176 140H175V139ZM14 139V140H13ZM61 139H63V140H61ZM145 139V137H144V140H146ZM148 139H150V140H148ZM153 139H155V140H153ZM162 139H163V141H162ZM174 139V140H173ZM183 139H184V141H183ZM11 141V143H10V141ZM47 140V139H46ZM48 140H49V138H48ZM68 140H70V141H68ZM74 140H76V141H74ZM88 140V141H87ZM164 140H167V142H165ZM171 140H173V141H175L176 142V145H175V142H171ZM180 140V141H179ZM9 141V142H8ZM56 141V142H55ZM60 141V142H59ZM68 142V143H65V142ZM85 141V142H84ZM94 141H96V143H97V141H98V144H96L95 145V142ZM160 141H162L161 143H159ZM178 141V142H177ZM183 141V142H182ZM16 142V141H15ZM47 142V141H46ZM52 142H55L54 143V145H51V143ZM90 142V143H89ZM93 142H94V145H93ZM100 142V143H99ZM17 143V142H16ZM18 143H17V145H18ZM86 143H87V146H86ZM131 142L130 141H128V144H130ZM173 143H174V145H173ZM171 146H169V145ZM11 145V146H10ZM16 145V146H17ZM22 145H20V146H22ZM57 145V146H56ZM65 145V146H64ZM99 145V146H98ZM163 145V146H162ZM165 145H167V147H165ZM2 146L4 147V148H2ZM6 146V147H5ZM20 146H17V147H20ZM51 146V147H50ZM89 146V147H88ZM93 146V147H92ZM94 146H96V147H94ZM102 146H103V148H102ZM160 146V147H159ZM8 147H9V149H8ZM16 147V148H17ZM33 147V146H32ZM37 147V148H36ZM40 147V148H39ZM59 147V148H58ZM67 147V148H66ZM87 147H88V149H87ZM170 147V150H171V148H173V150H171L170 152H169V149L167 150L166 148H169ZM25 148H27V149H25ZM39 148V150L37 151V149ZM63 148V149H62ZM14 149V148H13ZM23 149V150H22ZM24 149L26 150L25 152H27V150L29 149V151H28V153H26V154H29L28 156L24 153ZM52 149V150H51ZM22 150V153H24L23 155L24 156H22L21 157V155H19L18 156V158H17V153H18V151L20 152ZM47 150H50V153L53 151V155H50V153H49V151H48V153H45V152H47ZM57 152H56V151ZM90 152L89 154H88V151ZM93 150V151H92ZM163 150V151H162ZM8 152V153H6V155H4V156H2V154L3 153H5V152ZM10 151V152H11ZM16 151H17V153H16ZM60 151V152H59ZM97 151L99 152V153H97ZM152 151V154L150 153ZM130 152V148H129V150H128V153ZM43 153H44V155H43ZM82 155H81V154ZM161 153H162V155H161ZM10 154V155H9ZM21 154V153H20ZM33 154H35V152L33 153ZM46 154H49V155H47L46 157V160H48L49 159V161H48V163L45 161V160H42V157L44 156V158H45V155ZM61 154H62V156H61ZM91 154V155H90ZM96 154H100L99 156L98 155H96ZM157 154V155H156ZM38 155V154H37ZM41 155V156H40ZM83 157H81V156ZM128 155H130V154H128ZM141 155V156H140ZM49 156V157H48ZM55 156V157H54ZM65 156V157H64ZM80 158H79V157ZM96 156V157H95ZM139 156V157H138ZM151 156V157H150ZM171 156V155H170ZM7 157H5V158H7ZM20 157V158H19ZM28 157H30L29 159H28ZM32 157V158H31ZM35 157H37V156H35ZM54 157V158H53ZM61 157V158H60ZM88 157H90V159L88 158ZM10 158V157H9ZM26 158H27V161H26ZM53 158V159H52ZM97 158V159H98ZM20 160V161H18V160ZM24 161H22V160ZM31 159V160H30ZM52 159V160H51ZM84 159H88V160H84ZM1 160V159H0ZM78 160H84V162L82 161V162H78ZM135 160V161H134ZM145 160V161H144ZM150 160V161H149ZM153 160V161H152ZM155 160H157V162H155ZM6 161V162H7ZM23 163H22V162ZM29 161H30V163H29ZM32 161V162H31ZM70 161V160H69ZM77 161V162H76ZM143 161L144 162H148L149 164L150 163H154V164H150V166H149V164L148 165H145L144 163H143ZM5 161H3V163H6ZM26 162H27V165H26ZM33 162H35V163H33ZM41 162V163H40ZM43 162H46L44 165H42L43 164ZM73 162V163H72ZM132 162V163H131ZM146 162V163H147ZM25 163V164H24ZM75 163H77V164H75ZM136 163V164H135ZM24 164V165H23ZM46 164H48V166L46 165ZM54 164V163H53ZM63 164H65V163H63ZM75 164V166L73 167L72 166V170H71V165H74ZM32 165H34V167H32ZM36 165V166H35ZM40 165V167H38ZM42 165V166H41ZM59 165V166H58ZM139 165H141V166H139ZM6 166H4V167H6ZM12 165L10 166V167H13ZM17 166V167H18ZM63 166V165H62ZM142 166H143V168H142ZM144 166H146V167H144ZM9 166L7 167V171H5V172H10V171H13V169H14V167H13V169L12 170H10L11 168H10ZM31 167V168H30ZM140 167V168H139ZM1 168V167H0ZM8 168H10L9 170H8ZM27 168V169H26ZM34 168V169H33ZM63 168H64V170H66V169H68L69 171H67V173L63 170ZM96 168H97V170H96ZM147 168V169H146ZM23 169V170H22ZM25 169V170H24ZM31 170V172H30V170ZM75 169V170H74ZM95 169V170H94ZM135 169V170H134ZM138 169V170H137ZM140 169V170H139ZM4 171V170H6V169H4L3 168V166H2V168H1V170H0V172L1 171ZM70 170H71V172H70ZM75 171V173L74 172H72V171ZM102 170V171H101ZM108 170H109V173H110V171L112 172V173H110L109 175H108ZM116 170V171H115ZM128 170V171H127ZM143 170V171H142ZM151 170H149V171H151ZM26 171H27V173H26ZM59 171H60V174H59ZM66 173V175L68 174V172H69V174H70V177H69V174L65 177L64 176V173ZM93 171V172H92ZM96 171V172H95ZM134 171V172H133ZM139 171V172H138ZM30 172V173H29ZM54 172V173H53ZM87 172H90V174L88 173V174H85V173H87ZM95 172V173H94ZM122 172V173H121ZM125 172H126V174H125ZM135 172H136V174L137 173H140V174H135ZM142 172V173H141ZM144 172V173H143ZM18 173H20V172H18ZM53 173V174H52ZM102 173V174H101ZM117 173V174H116ZM149 173V172H148ZM5 174V173H4ZM46 174H47V176H49V177H46ZM62 174V175H61ZM81 174V173H80ZM100 174V175H99ZM109 176H107V175ZM121 174H123V175H125L126 177H124L123 175L121 176ZM129 174H131V175H129ZM0 175L2 176L3 174L2 173H0ZM22 175V174H21ZM60 175H61V177H60ZM87 175V176H86ZM94 175V176H93ZM115 175H116V177H115ZM130 176V178H129V176ZM140 175V176H139ZM1 176H0V178H1ZM64 176V177H63ZM91 176H92V178H91ZM105 177V178H103V177ZM118 176V177H117ZM128 176V177H127ZM121 177V178H120ZM169 177V176H168ZM27 178V177H26ZM25 178V179H26ZM89 178V179H88ZM99 178H102V180L101 179H99ZM110 178H113V179H110ZM123 178V179H122ZM140 178L138 179V182H140V184H142L140 187H142L143 188V186L145 187V182H146V180L145 181H142L143 180V178L141 179V181H139L140 180ZM28 179V178H27ZM79 179H81V180H79ZM84 179V180H83ZM115 179V180H114ZM120 179L121 180H123L122 182H123V184H122V182H120ZM130 179V180H129ZM132 179V180H131ZM145 179V178H144ZM164 179H167L166 178V176H164ZM92 180V181H91ZM97 180V181H96ZM105 180V181H104ZM137 180V179H136ZM38 181V182H37ZM44 181V182H43ZM49 181V182H48ZM79 181H82V182H79ZM89 181H91V182H89ZM97 183H96V182ZM113 181V182H112ZM114 181H115V183H114ZM119 181V182H118ZM131 181V182H130ZM30 182V181H29ZM51 182V183H50ZM86 182H88V183H86ZM106 182H108L107 184H106ZM118 182V183H117ZM136 183L135 182V184L134 185H136V184H138V187H139V183ZM142 182H144V185H143V183ZM168 182H170V181H167V180H163V181H160V182H153V184H155L156 186H158L160 183L162 184H160V187L162 186H164L163 187V189H162V191L164 192V194L165 195H169V193H168V190H169V188L167 189V184L166 183H168ZM85 183V184H84ZM113 183V184H112ZM159 183V184H158ZM35 184H36V186H35ZM95 184V185H94ZM100 184V187H98V185ZM102 184V185H101ZM109 184H110V186H109ZM169 184H171V183H168V185ZM38 185V186H37ZM50 185V186H49ZM54 185V184H53ZM52 185V186H53ZM90 187H89V186ZM97 185V186H96ZM104 185V186H103ZM112 185H114L115 187H113ZM152 185V184H151ZM49 186V187H48ZM80 186H81V188H80ZM84 186V187H83ZM86 186V187H85ZM91 186H92V188H91ZM94 186V187H93ZM107 186L109 187V189H106L107 188ZM117 186V187H116ZM171 186V185H170ZM32 187V188H31ZM34 187V188H33ZM38 187V188H37ZM45 187V188H46ZM75 187V188H74ZM161 187V188H162ZM24 188V187H23ZM70 188V189H69ZM89 189V190H87V189ZM99 188V189H98ZM103 188V189H102ZM118 188V189H117ZM121 188H123V189H121ZM35 189V190H34ZM40 189V190H39ZM43 189V190H42ZM66 189V190H65ZM79 189V190H78ZM84 189V190H83ZM94 189V190H93ZM114 189V190H113ZM117 189V190H116ZM127 189V194L126 193H124L125 192V190ZM85 190L87 191V192H85ZM92 192H91V191ZM108 190V191H107ZM167 190V191H166ZM30 191V192H29ZM57 191V192H56ZM73 191H75L74 193H73ZM77 191V192H76ZM80 191V192H79ZM82 191H84V192H82ZM89 191L92 193H89ZM103 192V193H101V194H99L100 192ZM112 191H114V192H112ZM121 191V192H120ZM122 191H123V193L126 195V197L128 196V198H129V200L131 201H128V198H126L125 196V198L127 199H125L122 195ZM161 191V193H162V195H163V192ZM29 192V193H28ZM35 192V193H36ZM61 192V193H60ZM69 192V193H68ZM107 192V193H106ZM120 193V194H118V193ZM46 193H47V195H46ZM85 193V194H84ZM87 193H88V195H87ZM95 193V194H94ZM109 193H111V194H109ZM113 193V194H112ZM117 195H116V194ZM135 193H136V195H135ZM66 194V195H65ZM70 194V195H69ZM72 194V195H71ZM81 194H82V196H81ZM56 195V196H55ZM59 195V196H58ZM69 195V196H68ZM85 195V196H84ZM92 195V196H91ZM93 195H97L96 197H94ZM108 197H107V196ZM120 195V197L119 198H121V199H117L116 200V198H118V196ZM161 194H160V196H162ZM164 195V196H165ZM49 196V197H48ZM52 196V197H51ZM63 196V197H62ZM66 196V197H65ZM72 196V197H71ZM78 196V197H77ZM124 198H122V197ZM159 196V197H160ZM15 197H16V199H15ZM26 197V196H25ZM24 197V198H25ZM69 197H71V198H69ZM92 197H94L95 198V200L98 202H96L95 200H93L92 201V199H94V198H92ZM114 197H115V200H114ZM45 198V199H44ZM63 198V199H62ZM69 198V199H68ZM76 198V199H75ZM90 199V201L88 200V199ZM92 198V199H91ZM98 198V199H97ZM105 198H106V200H105ZM109 198V200H107ZM9 199H11L10 200V202L11 203H9ZM17 199H21L20 201H18ZM49 199V200H48ZM52 199H54V200H52ZM56 199V200H55ZM75 199V200H74ZM102 200V201H100L99 202V200ZM104 199V200H103ZM141 199V198H140ZM52 200V201H51ZM59 200V201H58ZM61 200V201H60ZM65 200V201H64ZM71 200H73V201H71ZM120 200H122V201H120ZM48 201V202H47ZM77 201H78V203H77ZM107 201V202H106ZM116 201H118V202H116ZM123 201H128V202H125V204H127V203H129V204H131L132 203V206L133 207H136V205H137V207H136V210L135 211H133V212H135V213H133V215H132V212H131V208L132 209H134L132 206H129V204H127V207H126V205H125V207L126 208H124V210L122 209V207H121V211L120 210H117V211H115V214L114 215H112L111 217H114V219H115V215H116V220H114L113 218H112V220H113V222H111L112 220H111V217L110 218H108V219H105V220H107V222L109 221V219L111 220L109 223H110V225H109V223H107L106 224V222L105 221H103V223L100 225V223H99V225L94 221L95 219L97 220L98 218H96L97 217V215L98 216H100V214L102 213V210L104 211H106V209L107 208H109L110 209V206H111V208H114V206L116 205V206H118V203L120 204V202H122L120 205H119V207L121 206V205H123ZM133 201V202H132ZM137 201H138V203H140V204H138L137 203ZM139 201H141V202H139ZM16 202V203H15ZM47 202V203H46ZM64 202H66V203H64ZM68 202V203H67ZM76 202V203H75ZM94 202L96 203L95 205H94ZM103 204H102V203ZM111 202H112V204H111ZM145 204H143V203ZM12 203H14V205L12 204ZM45 203V204H44ZM69 203H70V205H69ZM75 203V204H74ZM99 203H100V205L101 206H99ZM107 203H109V204H107ZM115 203V204H114ZM136 203V204H135ZM141 203L143 204V205H141ZM9 204V205H8ZM34 204H36V205H34ZM53 204V205H52ZM60 204V205H59ZM62 204H63V206H62ZM67 204V205H66ZM79 204V205H78ZM114 204V205H113ZM135 204V205H134ZM8 205V206H7ZM44 205V206H43ZM82 205V206H81ZM93 205V206H92ZM98 205V206H97ZM139 205H141V206H139ZM38 208H37V207ZM57 206V207H56ZM86 206H87V208H86ZM88 206H92V208L93 209H95V210H93V212L95 211V213H91L92 212V210H90V209H92V208H90V207H88ZM142 206H144V207H142ZM32 207V208H31ZM36 207V209H34ZM42 207V208H41ZM53 207V208H52ZM66 207H67V209H66ZM142 207V208H141ZM10 208V209H11ZM21 208H22V210H21ZM39 208H40V210H39ZM69 208V209H68ZM76 208V209H75ZM78 208V209H77ZM80 208V209H79ZM88 208H90V209H88ZM104 208V209H103ZM117 208V207H116ZM130 208V209H129ZM137 208H138V210H137ZM32 209H34V210H32ZM73 209V210H72ZM84 210V211H82V210ZM98 209V210H97ZM27 210V211H26ZM48 210V211H47ZM54 210V211H53ZM63 210V211H62ZM65 210V211H64ZM69 210V211H68ZM72 210V211H71ZM79 210H81V212H79ZM85 210H86V212H85ZM108 210V209H107ZM125 210H130V212H128L127 213V211L125 212ZM21 211V212H20ZM23 211V212H22ZM25 211V212H24ZM35 211H36V213H35ZM38 211V212H37ZM45 211V212H44ZM58 211V212H57ZM61 211V212H60ZM88 211V212H87ZM91 211V212H90ZM98 211V212H97ZM30 212H32L31 214H30ZM43 214H42V213ZM56 212V213H55ZM60 212V213H59ZM69 212H71V214L69 213ZM73 212V213H72ZM78 212V214L77 215H79V216H77L76 215V213ZM97 212V213H96ZM100 212V213H99ZM125 212V213H124ZM137 212H139L138 214H137ZM24 213V215H22ZM48 213V214H47ZM62 213V214H61ZM65 213H67V214H65ZM90 213V214H89ZM118 213H119V215H118ZM130 213V214H129ZM29 214V215H28ZM40 214V215H39ZM55 214V216H53ZM74 214V215H73ZM84 214V215H83ZM89 214V215H88ZM96 216H95V215ZM144 214V213H143ZM32 215V216H31ZM36 215V216H35ZM46 215H48V216H46ZM67 215V216H66ZM86 215H87V217L88 218H86V219H89V216H94V217H92L94 220L92 221V223L93 222H95V223H93V224H95V226L96 227H93L94 225H92V224H87V222H85L86 224H85V227H86V225H87V227L85 228V227H83V229H81V227L79 226H77L78 224H79V222L81 223V220H84L85 219V217H86ZM118 215V216H117ZM124 215V216H123ZM127 215H129L128 216V219H127ZM132 215V216H131ZM134 215H139L138 216V218L137 217H135ZM13 216V217H12ZM15 216V217H14ZM23 216V217H22ZM28 216V217H27ZM61 216V217H60ZM75 216H77V217H80L81 218V220L78 222L77 220H79V219H76V218H74ZM81 216H83V218L81 217ZM85 216V217H84ZM121 216H123V218L126 220H124L123 218H121V220L123 221H121L119 218L121 217ZM33 217V218H32ZM51 217V218H50ZM57 217H59V218H57ZM64 217V218H63ZM68 217V218H67ZM70 217V218H69ZM71 217H73L72 219H74V220H72V221H74V222H78V223H75V224H72V225H69V228L71 227V229H72V231H68L67 232V230H65L64 229V231L62 230V232H61V230L60 229H62L61 228V226H60V222L62 223H65L66 221L65 220H67V219H71ZM132 218V220L130 219V218ZM14 218V219H13ZM36 218V219H35ZM53 218H55V219H53ZM91 218V219H92ZM134 218H136V220L134 219ZM21 219H23V220H21ZM51 219H52V221H51ZM65 219V220H64ZM76 219V220H75ZM85 219V220H86ZM133 219L135 220V221H133ZM20 220V221H19ZM64 220V221H63ZM133 221L132 223H130L129 221ZM17 221V222H16ZM34 221V222H33ZM69 221V220H68ZM117 221V222H116ZM30 222V223H29ZM50 224H49V223ZM91 222V221H90ZM105 222V223H104ZM137 222L138 221H136V224H137ZM12 223V224H11ZM45 223H46V225H47V223H48V225L46 226L45 225ZM56 223V224H55ZM63 223L61 224V225H63ZM88 223H89V221H88ZM114 223V224H113ZM117 223H118V225H117ZM121 223H123L122 225L123 226H121L120 227V225H121ZM130 223V224H129ZM14 224H15V226H14ZM25 224V225H24ZM4 225H5V228H4ZM10 225V226H9ZM20 225V226H19ZM21 225H23L22 227H21ZM26 225L28 226L27 228H26ZM40 225V226H39ZM38 226L39 227H42L41 226V224H39ZM53 227H52V226ZM103 225V226H102ZM104 225H105V227H104ZM107 225V226H106ZM114 225V226H113ZM118 226V227H116V226ZM126 225V224H125ZM59 226V227H58ZM99 226V227H98ZM108 226H110V228L108 227ZM112 226V227H111ZM129 226H128V228H129ZM133 226H135V223L133 224ZM133 226H130L131 228L133 227ZM74 227H77V229L76 228H74ZM91 227V228H90ZM92 227H93V230L94 231H96V232H93L92 233V231L93 230H91L92 229ZM108 227V228H107ZM114 227H116V228H114ZM22 228V229H21ZM26 228V229H25ZM31 228V227H30ZM29 228V229H30ZM55 228V229H54ZM97 228V229H96ZM104 230H103V229ZM7 229V230H6ZM19 229V230H18ZM28 229V230H29ZM32 229V228H31ZM30 229V230H31ZM54 229V230H53ZM89 229V230H88ZM96 229V230H95ZM106 229V230H105ZM112 229V230H111ZM44 230V229H43ZM41 231V233H45L44 231ZM79 231V232H77V231ZM86 230L88 231V233H89V235H88V233L86 232ZM108 230H111L110 231V233L108 232V234L106 235L105 233H107V231ZM3 231V232H2ZM31 231H34L33 229L31 230ZM39 231V230H38ZM60 231V232H59ZM86 232V234L84 233V232ZM90 231H91V233H90ZM101 231V232H100ZM103 231H105V233H103ZM115 231V232H114ZM13 232V233H12ZM64 232V233H63ZM74 234H73V233ZM77 232V233H76ZM98 232V234H96ZM100 232V233H99ZM114 232V233H113ZM1 233H3V234H1ZM10 233V234H9ZM40 232H38V234H39ZM48 233V232H47ZM57 233H59L58 235H57ZM63 233V234H62ZM69 233V234H68ZM80 234V237L78 238V236H79V234ZM82 233L85 235V238H84V236L82 235ZM16 234V235H15ZM68 234V237L66 236ZM2 235V236H1ZM14 235V236H13ZM19 235V234H18ZM40 235V234H39ZM59 235H61V237L59 236ZM100 235H102V236H100ZM34 236H36L35 234H34ZM57 236V237H56ZM83 236V237H82ZM93 236V237H92ZM103 236H104V238H103ZM109 236V237H110ZM8 237H6V239H8V240H13L12 238L11 239H9ZM64 237V238H63ZM66 237H67V239H66ZM70 237V238H69ZM88 237H90V238H88ZM98 237H100L99 239H98ZM106 237V238H105ZM109 237H108V239H109ZM110 237V238H111ZM57 238H61L62 240L60 241V239H59V241H58V239ZM76 238H77V240H76ZM93 240H92V239ZM55 239H56V244H55ZM70 239H72V240H70ZM75 239V240H74ZM82 239V240H81ZM3 240V239H2ZM67 240V241H66ZM84 240H85V242H84ZM91 240V242H89V241ZM98 240V241H97ZM102 240L105 244H103V242L101 241V243H100V241ZM107 240V239H106ZM64 241H65V243H64ZM69 241H71V242H69ZM69 242V243H68ZM75 242H76V244L77 245H75ZM86 242H88V243H86ZM50 243V244H49ZM53 243V244H52ZM96 243H98L99 245L97 246L96 245V247H95V245L94 244H96ZM23 244V245H22ZM36 244V243H35ZM52 244V245H51ZM67 244V245H66ZM69 244H71V245H69ZM82 245L81 247H80V245ZM19 245L21 246L20 248H22V246H24L21 250L22 251H20V248H19ZM37 246H39L38 244H36ZM54 245V246H53ZM65 245V246H64ZM108 245V244H107ZM104 246L105 248H103V249H106L107 250V252H105L106 250H103V252H102V249H100L98 252L96 251V249H92V251L94 252V251H96V252H94V256H97V261H98V259H99V261L101 260V261H103L102 259H107V256H109L108 257V259H110V256L112 255V257L115 255V253H114V249L112 248V246H109V248H108V246ZM31 246V247H30ZM45 246H47L48 247V249H47V247H45ZM54 247V248H52V247ZM60 246V247H59ZM68 246V247H67ZM71 246H73V248L71 247ZM75 246H78L77 248L75 247ZM90 246H89V248H90ZM120 246V245H119ZM122 247H124L125 246V244L124 243H122V245H121ZM120 246V247H121ZM9 247V248H8ZM33 247V248H32ZM41 247V246H40ZM43 247H44V249H43ZM66 247V248H65ZM6 248V252H5V254H3L4 252V250H2V251H0V253L1 252H3V253H1L2 254V256H1V258L3 257H5L6 258V254L8 253L7 252V249H9L8 251H10V249H11V251L13 252V250H12V248H10V246H7V247H5ZM19 248V249H18ZM52 248V249H51ZM62 248V249H61ZM80 248V249H79ZM38 249V250H37ZM51 249V250H50ZM59 249H61V250H59ZM76 251H74V250ZM111 249H113V251L111 250ZM16 250L18 251H20V252H17L16 253ZM33 250L36 252V254H33ZM40 250V251H39ZM49 250V251H48ZM53 250V251H52ZM55 250H57V252L55 251ZM63 250H65V252L63 251ZM69 250V251H68ZM109 250V251H108ZM28 251V252H27ZM63 251V252H62ZM67 251V252H66ZM70 251H72V252H70ZM82 251V250H81ZM10 253L11 254V256L14 254V253ZM24 252H26V253H24ZM47 252V253H46ZM54 252V253H53ZM56 252V253H55ZM58 252H59V254H58ZM100 252V253H99ZM102 252V253H101ZM109 252V253H108ZM111 252H113V253H111ZM29 253L31 254L30 256H29ZM37 253H40V254H37ZM43 253V254H42ZM52 253V254H51ZM60 253H61V256H59V258H58V256L57 255H60ZM63 253H65V254H63ZM68 253H71V255H72V253L74 254H76V256H73V260L75 261V262H73L72 261V259L70 258V260L68 259V258H66V257H64L65 255L67 256V257H70L71 255L69 254L68 255ZM96 253H99V254H96ZM105 254V256H103L102 254ZM107 253L109 254V255H107ZM14 254V255H15ZM35 255V257L33 256V255ZM55 254H56V256H55ZM74 254V255H75ZM5 255V256H4ZM45 255V257L46 256H48V257H50L49 259H48V257H43ZM51 255V256H50ZM8 256H9V254H7V258H6V261H8ZM65 258V259H63V257ZM100 256V257H99ZM10 257V256H9ZM29 257H32V260H31V258H29ZM53 257H54V259H53ZM103 257V258H102ZM111 257V258H112ZM3 258L1 259V261H3ZM35 258V259H34ZM58 258V260L56 261V259ZM30 259V260H29ZM66 259H68V260H66ZM37 260V261H36ZM34 261V262H33ZM36 261V262H35ZM46 260H44V262H45ZM27 262H24V264H27ZM32 262V263H31ZM57 262V263H56ZM16 262H12V264H15ZM9 264H11V263H9ZM17 264H18V262H17ZM20 264V263H19ZM21 264H23V262H21ZM69 264V263H68ZM71 264V263H70Z\"/></svg>", "mask_w": 264, "mask_h": 264}]
</instances>
